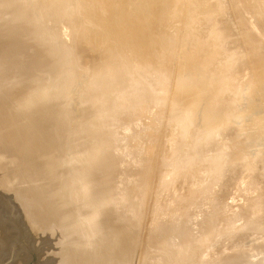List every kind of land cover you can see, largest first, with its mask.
Returning <instances> with one entry per match:
<instances>
[{"label":"rangeland","instance_id":"1","mask_svg":"<svg viewBox=\"0 0 264 264\" xmlns=\"http://www.w3.org/2000/svg\"><path fill=\"white\" fill-rule=\"evenodd\" d=\"M145 1L144 0H119V1L118 0H63V1L62 0H55V1L54 0H18V1L17 0H8V1L7 0H0V2H1L0 5L1 4L3 5V6L2 5L0 6V56H1L0 60H2V61H0V90L2 89L1 90L2 92L0 91V94H1L0 95V104L2 105V103H3L2 106H4V107H2L0 105V113H1L0 116L3 117L0 120L4 121L3 122L4 124L7 122L5 125L7 127H4V124L0 123V126H1L0 128L2 129L4 127L3 128L4 130L2 129L3 132L6 131L4 138L3 137H2L3 139L1 138V141H3V142L0 141V144H1L0 145V154L1 155L6 154V158H9V160L8 159L5 160V161L8 160V162H2V163H1V159L3 157H1V159H0V163H1L0 165L2 166V167L0 166V168H1L0 169V180L3 182V183L0 182V218L3 215V213L5 212V204L2 202V199L9 198L17 209V212H18L19 217L21 219V226L24 228L25 237L31 235V243L33 245H35L36 247H38L40 249L43 237H51L54 249L45 248V251H44V259H45L47 264H118V263L119 264H155V263L158 264V262L160 264L161 263H163V264H166V263L167 264H174V263L175 264H180V263L183 264V262H185L184 264H192V263L195 264V261H192L194 258L193 256H196L198 258L202 257L204 254V253L202 254V251H203L202 249H205L210 244L216 248V249L213 248L214 250L212 249V252H213V253L211 252L212 257L223 258L220 261L222 264H253L252 262H250L251 258H254L255 262H258L260 260L258 257L261 256V254L264 255L263 254L264 253V247H262V246H264V228H263L264 227L263 226L264 225V222H263L264 221V216H263L264 215V197L259 199V200H256L257 202L256 201L251 202V200L256 198V197H257L256 199L259 198L257 196L259 193H256V192H261V193L263 192L264 193V100H262V99H264V97H263L264 96V85H263L264 84V81H263L264 80V74H262L263 72H261L259 74L255 73L254 70H252L250 68V63H247L248 59L246 57L250 56V57L254 58V54H253L254 51H256L255 52V58H254L255 60L259 57L260 58L263 57L262 58L263 61L258 63V67L260 69L259 71H262V69L264 68V18H263L264 17V14H263L264 10H262V9H264V0H258V1L257 0H246L244 2H243V0H239L240 3L236 2L238 0H216V3L214 0H212V1L210 0V2H209V0H206V1L204 0L205 2H201L202 0L201 1H199V0L194 1L193 0V3L191 1L189 2V0H175V1L174 0H145ZM6 2H8V3H6ZM200 2L202 4L203 3H205V4H203L201 7ZM206 2H209L208 6H207V7H209V11L207 10L208 8L206 7V5H207ZM235 2L237 4H235ZM190 3H191V6L188 5ZM243 3H245V4H243ZM94 4H96V6ZM219 4H221V6L218 7V10H217L216 7L219 6ZM117 5H118V8H117ZM174 5H175V7H174ZM212 5H213V10H212ZM246 5H247L248 9L250 8L249 10L247 8L243 7ZM163 7H165L166 9ZM182 7H184L185 9ZM101 8H103L102 11L104 13L101 11ZM219 8H220V10H219ZM90 9L92 12H90ZM120 9H122V10H120ZM162 9H164L163 10L164 12L162 11ZM243 9H244V11H243ZM260 9L262 10L263 13L259 12ZM165 10H167V11H165ZM168 10H172L170 12V14H169ZM199 10H200V12H199ZM204 10H205V13H204ZM214 10H216V12ZM108 11L110 13H112V14H110V16L107 15V14H109ZM147 11L149 12V14ZM157 11L159 14L157 13ZM180 11H181V13H180ZM192 11H194V12L192 13ZM206 11H208V12L206 13ZM213 11L215 14H213ZM105 12L107 14H105ZM187 12H189V13H187ZM102 13H103V15H102ZM200 13H202L203 16L201 15V17L199 18L198 15H200ZM14 14H15V16H14ZM171 14H173V15H171ZM212 14L214 17L216 15H217V17L220 15L219 16L220 18H218L216 20V17L214 18V17L210 16ZM233 14H235V15H233ZM238 14L239 15L244 14L243 16L240 15L241 16L240 21H239L240 18L238 17ZM205 15H207V17L208 16L212 17L211 19L213 22L210 21L211 20L210 19L209 20L210 23H209L207 20L210 17L205 18ZM93 16L97 19H95ZM172 16H173V18H172ZM190 16H191V18H190ZM147 17H149V18H147ZM181 17H182V19H181ZM235 17H236V19H235ZM138 18L141 20L140 22H139ZM150 18H151V20H150ZM62 19H63V21H62ZM202 20H205V23ZM244 20H245V22L243 23ZM167 21L170 23H168ZM256 21H258V22H256ZM189 22H190V24H189ZM226 22H228V23H226ZM251 22H252V24H251ZM221 23H223L224 25H222ZM239 23H241V24L238 26ZM167 24L168 25L170 24V25L168 26ZM171 24H173V25H171ZM225 24H230L228 26H231V28L227 27ZM202 25H203V27H202ZM216 25L217 26L220 25V26L217 27ZM256 25H257V27H256ZM166 26H167V28L168 27L169 28L167 29ZM206 26H207V28L209 27L215 31L212 30V33H211V31H210L211 29L209 30L207 28H204ZM215 27L217 28L218 31H216ZM223 27H225L224 28L225 30L223 29ZM251 27H255V28H251ZM218 28H220L221 30ZM245 28H246V30H245ZM181 29H183V30H181ZM43 30H45V32ZM165 30H167V31H165ZM198 30L201 33H199ZM226 30L227 31L230 30V31L226 32ZM112 31H113V33H112ZM222 32L225 35H220V33H222ZM229 32H230V34H229ZM244 32H246V36L248 37V41H246V43L242 42V40H241L242 39L241 34H243ZM188 33H190V34H188ZM192 33H193V35H195L194 38H192L193 37ZM231 33H232V36H231ZM139 34H141V35H139ZM172 34H174V35H172ZM205 35L206 36L208 35V37H206V39H205V37H203ZM209 35L210 36L214 35V36L212 38ZM66 36H68V37H66ZM105 36H108V37H105ZM196 36H198V37H196ZM228 36L231 37V38H229V40H228ZM95 37H96V39H95ZM190 37L192 39H190ZM209 37L212 38L216 44H214V41L212 39L210 40ZM223 37L224 38L226 37V38L223 39ZM121 38H122V40L125 38L126 42H125V40L121 41ZM186 38H188V39H186ZM199 38H201L202 40L201 39L199 40ZM207 38L210 41H208ZM39 39H41V40H39ZM114 39H116V40H114ZM130 39H131V41H130ZM203 39H205V40H203ZM24 40L26 41V43H24L25 42ZM127 40H128V43H127ZM189 40H190V42H189ZM196 40L198 41V43L200 41V43H199L200 47H198V43ZM206 40L208 43L206 42ZM235 40H237L236 41L237 44H236ZM165 41H166V43H164ZM220 41H221V44H219ZM231 41L233 43L235 42L234 45ZM227 42L229 43V45ZM230 42H231V44H230ZM116 43H118V44L116 45ZM125 43H127V45L129 44L128 48H127L129 51L127 49L123 48V47H126ZM191 43H193V44L191 45ZM248 43H250L249 46H248ZM253 43H254V45H253ZM260 43H262V44H260ZM195 44H196V46H195ZM201 44L203 45V47L201 46ZM206 44L207 45L209 44L211 49L209 48V45L207 46ZM239 44H241L242 47ZM100 45L102 46V50H100V48H101ZM211 45L214 46L213 47L214 49L212 48ZM221 45H222V47H221ZM260 45L262 46L261 48H260ZM89 46H90V49H88ZM140 46H141V49H140ZM159 46L162 48H160ZM182 46H184V47H182ZM192 46H195V47H192ZM246 46H247V49H246ZM205 47L208 50H206ZM217 47H221V49H223V50L218 49ZM257 47H259V48H257ZM11 48H13L15 50H13ZM83 48H86V49L83 50ZM153 48H155V49H153ZM215 48L217 49V52H216ZM238 48H242L244 51L241 49L240 50L241 52H240ZM79 49H81V51L83 50L82 52H87L88 55L85 53H83L81 55V51ZM87 49H88V51H87ZM114 49H115V51H114ZM120 49H121V53H120ZM209 49H210V51H209ZM212 49H213V51H212ZM78 50H79V55H77L78 54L77 52L75 53V51H78ZM111 50H113V51H111ZM123 50L127 54H125V52H122ZM161 50H162V52H161ZM166 50H168V52ZM205 50H206V54L209 56L204 54ZM12 51H15V52L12 53ZM191 51L197 52V54L194 52H191ZM222 51H224V52H222ZM16 52H18V53H16ZM89 52L92 54H90ZM128 52L132 53V55L130 53L128 54ZM211 52L214 55L211 54ZM238 52H240V53H238ZM257 52L260 55H258ZM191 53L193 55L194 54L195 55L191 56ZM208 53H210V54H208ZM89 54L91 56H89ZM235 54H238L240 56L242 54V56L240 57V56L235 55ZM105 55H107L108 58ZM199 55L200 56L202 55V56L200 57ZM210 55H212V56H210ZM218 55H220V57H217ZM232 55H233V57H232ZM118 56L121 58H118ZM161 56L163 57V59ZM235 56H236V59H234ZM168 57L171 59H169ZM210 57H213V58H211L212 60L210 59ZM221 57H222V59H221ZM237 57H239V58L237 59ZM103 58H104V60H103ZM105 58H107L109 60H106ZM164 58H165V60H164ZM199 58H202V60ZM125 59L128 60L127 63H124ZM213 59H214V61H213ZM219 59L222 61H220ZM223 59H225V60L223 61ZM105 60H106V62H105ZM218 60L220 62H218ZM226 60L230 61V62L228 61V64H230L229 65L230 67H228L229 70L231 68V71H229V72H227L228 69H226L227 71L224 70L225 69L224 67L228 66L225 63V62H227ZM37 61H38V63H37ZM102 61H103V63H100ZM108 61H111L112 64H110V62L108 63ZM114 61H115V63H114ZM201 61H203V63ZM245 61H246V63H245ZM80 62H82V63H80ZM96 62H99V63H96ZM104 63H106L107 65L110 66L109 71H108L109 67ZM113 63H114L115 68H112V69L113 70L115 69V70L113 73H111L113 71V70L111 71V67L113 66ZM116 63H117V65H116ZM121 63H123V64H121ZM218 63L220 64V66L221 65L222 66L220 67L218 65ZM231 63H233V64H231ZM159 64H160V66H159ZM207 64L208 65L211 64V65H209L210 67H208ZM212 64H214V65H212ZM223 65H225V66L223 67ZM237 65H238V67H242V68L240 70H237V69H239L237 67ZM106 66H107V69H106ZM206 66H207V68H209V72H208V69L206 68ZM212 66L214 68L213 70H212ZM244 66H245V69H244ZM116 67H118V68H116ZM232 67H233V70H232ZM61 68H63V69H61ZM221 68L222 69L224 68L222 72H221ZM211 70L214 71V73H216V74L219 72L220 75L222 74V77L219 74H217L218 78L220 76V78L218 79L216 77V75L214 76V73H211L212 72ZM241 70H242V72H241ZM246 70H249V71L251 70V71L249 72ZM165 71H166V73H168V76H166ZM237 71L241 72V73H239L240 78L242 77L241 75H244L238 81H237V78H239V77H237L238 75L237 76L234 75V74H238ZM80 72L83 74L81 75ZM96 72H97V75H96ZM105 72L106 73L109 72L107 75H110V73H111V75L107 76ZM226 72L229 75L225 74ZM115 73H116V76H115ZM169 73L171 76H169ZM244 73H246L247 76ZM98 74H100V76ZM112 74H113V76H112ZM211 74H213L212 75L213 79H210ZM256 74H258V75H256ZM164 75H165V77H164ZM255 75L257 78L255 77ZM223 76H225V77H223ZM235 77H236V80H234ZM252 77H253V79H251ZM112 78L115 80H113ZM182 78H183V80H182ZM190 78H192V79H190ZM207 78H208V80H207ZM221 78L222 79L226 78L227 83H226V80H224L225 81L224 83L226 85L223 84V82H222L223 80ZM109 79H111V81ZM201 79H203V80H201ZM229 79H231V82H229L230 81ZM252 80L254 83L251 84ZM76 81H77V83H76ZM114 81H116V82H114ZM165 81L167 82V84H165L166 83ZM194 81H195V83H194ZM206 81H209V82H206ZM240 81H242V82H240ZM183 82H185V83H183ZM212 82H213V84H212ZM162 83H164V84H162ZM190 83H191V87L189 85ZM215 83H216V85H215ZM229 83H231V84H229ZM133 84H135V85H133ZM220 84L221 85L223 84L224 86L223 85L220 86ZM165 85L167 87H165ZM229 85H231V86H229ZM235 85L237 87V90H235L236 89V87H234ZM252 85H253V87H252ZM254 85L256 88L254 87ZM159 86H161V87H159ZM232 86L234 87L233 89L230 88ZM37 87H39V88H37ZM201 87L203 89L206 88L205 92L206 93L208 92L207 95H209V93L210 94L213 93L212 95H214V96L209 95V98H208V96L205 97L206 96L205 92L200 95L198 92L200 91V89H202ZM259 87L261 89H259ZM181 88L183 89V91ZM248 88H252L254 92L252 91V89H248ZM122 89H123V91H122ZM131 89H133V90H131ZM160 89H161V91H160ZM37 90H39V91L37 92ZM231 90L235 91L236 93H239L242 96H240V95L238 96V94H236L235 92H233L234 93L233 94L231 92ZM240 90H241V92H240ZM242 90H244V91L246 90V95H245L244 91L242 92ZM247 90H249V91H247ZM62 91H63V93H62ZM250 91H251V93H250ZM28 92H30V93L26 94ZM20 93H22V94L25 93L24 97H22L23 95ZM34 93L36 94L37 97L34 96L35 95ZM153 93H154V95H153ZM225 93H227V94H225ZM228 93H230V94H228ZM134 94L136 95V97ZM19 95L20 96L22 95V96L20 97ZM215 95H216V97H215ZM229 95L231 97H229ZM14 96H15V98H14ZM30 96L32 98H30ZM243 96H245V99ZM131 97L133 98V100ZM134 97H135V99H134ZM156 97H159L160 100ZM211 97L213 99L216 98L215 103ZM6 98H8V100H6ZM140 98H141V100H139ZM232 98H234V99H232ZM29 99H31L32 101L37 100L36 101L37 103L40 102V100L41 101L44 100V101H43V103L41 102L42 105H39L38 106L39 108L37 107L38 110L36 111V108H32V106L35 107V104L32 103L33 105H30L31 103L29 102ZM45 99H46V102H45ZM110 99H112V101ZM157 99H158V101H157ZM231 99L234 100V102ZM13 100L15 102L16 101L17 102L14 103ZM96 101H98V102H96ZM129 101H130V104H129ZM160 102H162V103L160 104ZM218 102H219V105L217 104ZM28 103H30V104H28ZM232 103H234L235 106ZM123 104H126V106L123 107L124 106ZM231 104L233 105V107H235V111L239 112L238 113L239 116H238L236 114V112L234 111L235 116L237 115L238 118H235V117H234L235 119L233 118L234 115L232 116L233 112H231V111H233L234 108L231 109V107H232ZM29 105L31 107H29ZM193 105H196L194 108L198 112V114H197L198 116L196 115V113H197L196 111L193 112V114L189 113L191 111V108H192L191 106H193ZM217 105H218V107H217ZM135 106H137L138 108ZM139 106H141V107H139ZM143 106H144V108L142 109ZM205 106L207 108H204ZM208 106H210L211 108H209ZM15 107H18L17 110H19L21 108V110L27 116L25 114L23 115L22 114L23 112L19 110V112L16 111L17 113L12 114V116H13L12 117L10 114ZM219 107H220V110H218ZM224 107H226V108H224ZM156 108H158L159 111ZM227 108L229 110L231 109L230 110L231 113H229V111H227ZM213 109L216 111H214L212 114H214V113H215L214 115L218 114L217 119L214 116L215 121H214V117H212L213 115L212 116L208 115L207 116L208 118L206 116L202 115V114L207 115L206 112H211ZM224 109H226V110L224 111ZM239 109H241V110L239 111ZM249 109H251V110H249ZM93 110H95V111H93ZM119 110L121 112H119ZM132 110H133V112H132ZM1 111L2 112L7 111L9 113L4 112L5 113V115H4ZM28 111H29V114H27ZM202 111H203V113H202ZM152 112H153L154 116H153ZM157 112L158 113L160 112L161 115L159 116ZM187 112L189 113L188 116L186 115ZM218 112H220V113H218ZM221 112H223L224 114ZM240 112H241V114H240ZM18 113H19V116H18ZM68 113H70V114H68ZM155 113H157L158 116L155 117V115H156ZM199 113H201V114H199ZM6 115H8V116L6 117ZM15 115H17V116H15ZM240 115H241V118H239ZM189 116H191V117H189ZM96 117H98V119ZM126 117H128V118H126ZM200 117H201V120H200ZM6 118H8V119H6ZM9 119H11V120L13 119V120L11 121ZM100 119L102 122L100 121ZM129 119H131L132 123ZM228 119H230V120L232 119V121L229 120L230 122H228V125L230 124L231 126L230 125L227 126ZM236 119H238V122L236 121ZM97 120H99L100 122ZM185 120L188 121V123H191L193 121L191 123L192 125L188 124V123H187L188 124L187 125L184 122ZM13 121H14V123H13ZM22 121L23 122L26 121V123H25L26 126H24L25 128L23 127L24 124H22L23 123ZM136 121L137 122L139 121L138 123H140V124L136 123V124H138V127H139V125L141 126V124L143 123V125H144L143 127H144V130L146 132L142 130V128H143L142 126H141V130L138 129L137 125H135ZM179 121H180V123L182 121V123L180 124ZM197 121H201V122H199V124H198ZM211 121H212V123H211ZM242 121L244 124L242 123ZM258 121H260V122H258ZM133 122H134V124H133ZM222 122H224V123H222ZM232 122H235L236 124L233 123V125H234L233 126ZM12 123H13V125H12ZM39 123H41V124H39ZM91 123H92V125H91ZM104 123L106 124V126ZM129 123H131V124H129ZM9 124H10V126H8ZM27 124L31 128H29L27 126ZM33 124H34V126H33ZM96 124H97V126H96ZM102 124H103L105 130L103 129L102 126H100ZM215 124H217L218 127H219V125H222V124L226 125V128H225V126H223V131H224V129L226 130V129H229L230 127L231 128L229 130L224 131V132L219 131L221 134L220 133L218 134L219 135L218 139L216 138L215 140H213L215 144L211 143L210 145H207V143L204 142V137H205L204 133L207 132L205 130L207 128H208L207 130H209L211 128L210 126H214ZM129 125H130V127L132 125L133 126L135 125L137 129L135 130V128L132 126V128L130 130ZM16 126H18V127L15 128ZM32 126L37 127V129H42L41 127H47L48 129L50 127V130L53 128L54 129L50 131V134L47 133V135L36 136L34 134L35 130L32 128ZM57 126H58V128H57ZM93 126L95 128H93ZM99 126L102 127L101 128L102 130L99 128ZM125 126H126V128L127 127H129V128L126 129ZM145 126L149 127V128L147 129V128H145ZM196 126H198V128H195ZM9 127H11V128H9ZM19 127H22L23 130H20L21 128H19ZM12 128H13V132L11 130ZM14 128H15V130H17V129L18 130L15 131ZM239 128H241L242 130ZM243 128H245V129H243ZM7 129L8 130L10 129L11 131H8ZM24 129L29 131V132H27L28 134L26 133V130L24 131ZM31 129H32V131H31ZM197 129H198V131H197ZM2 130H0V132ZM99 131H100V133H99ZM103 132H107V133H103ZM241 132L243 133V135L245 137L244 136L243 137L240 136V137H242V140H243V138H245V140H243V141H246V142L240 141L241 144L240 143L237 144V143H235L236 140H234L232 138L234 137L235 133H236V135H242ZM248 132L252 136L249 135ZM6 133H7V135H6ZM8 133H11L12 136L14 133L15 139L18 140V142L16 140H14V142H13V147L16 145V147L18 148V150L15 149L14 152H13V149L15 147L14 148L11 147L12 143L8 142V140L10 141V136H11ZM25 133H26V135H24ZM32 133L35 136H32L33 135ZM18 135H19V137H18ZM48 135H50V136H48ZM24 136L25 137L32 136V137L24 138ZM46 136H48V137L46 138ZM80 136H81V138H80ZM104 136H108V137L106 138ZM151 136L153 138H155L153 140L157 141L156 143L154 141L153 142L151 141L152 140V138H150ZM174 136H176V137H174ZM6 137H9V138L7 139ZM17 137H18V139H17ZM20 137H21V140H20ZM22 137L24 138V140ZM52 137L53 138L55 137V138L53 139ZM64 137H65V139H64ZM192 137H194V138H192ZM246 137L247 138L249 137V138L247 139ZM34 138H36L37 140L40 138L39 139L40 141L38 140L36 142V139H34ZM51 138H52V141H51ZM76 138H77V140H76ZM156 138H158V139H156ZM4 139L6 140L7 145L9 146V147L7 146V148L9 150L5 149V147H3V146H6V142ZM222 139H224V141L229 143L230 145L225 150L226 152L224 151V153L216 154V151H215L216 145H217V143H221L220 141ZM187 140H189V141H187ZM232 140H234V142ZM50 141L52 142V144ZM150 141L152 142L153 145L150 143ZM106 142H107V144L110 143L112 145V146L110 145V149H111L110 152L108 149L109 146L106 144ZM201 142H203V143H201ZM2 143L4 145H2ZM20 143H21V145H19ZM47 143H49V144H47ZM154 143L156 145H154ZM33 145L35 148L34 151L31 148ZM78 145H80V146H78ZM106 145L108 148L106 147ZM37 146H39V148H37ZM95 146H97L96 148L98 150H94ZM151 146H152V148H151ZM170 146L172 148H169ZM78 147H80L81 151H79L80 149L79 150L77 149ZM81 147H84V148H81ZM157 147L159 148L157 150L158 153H156V151H155L157 149ZM2 148H3V150H2ZM175 148L177 150H179L178 154H179V156L181 155L180 157L178 156V154L175 153V151H176ZM53 149H55L53 151V153H56L55 156H56V160H57L54 163V165H57V166L50 165V167L52 166V170H53V171L51 170V172H50V169H48V168H50V167H48L49 165H43L44 163H42V162L44 159H47L50 154H52L51 152ZM166 149L167 150L169 149L171 151V154L173 157L172 156L170 157V155H171L170 151L168 150L169 151L168 152ZM19 150L21 151V155L17 154L19 152ZM38 150L40 151L41 154L39 153ZM9 151H11V152H9ZM92 151H93V153H92ZM95 151H97V155L94 154ZM245 151H247L248 153ZM240 152H243V155H240L239 154ZM7 153H8V155H7ZM79 153H81V154H79ZM174 153L176 154V156H174ZM24 154H26V155H24ZM42 154H43V156H42ZM44 154L47 156H45ZM100 154L103 156H101ZM130 154L131 155L133 154V156H131ZM237 154H238V156L240 155L242 157L246 156L245 158L243 157L246 160H243L242 157H241L242 159L238 158ZM248 154L252 155L253 157L249 156ZM13 155L14 156L17 155V156L12 158ZM23 155H24V157H23ZM40 155L42 157H40ZM135 155H137L136 157H138V158H136ZM247 155H248V157H247ZM3 156H4V158H3V160H4L5 155H3ZM77 156H78V158H77ZM83 156H84V158H83ZM146 156H149L148 159ZM255 156L256 157L258 156V158L256 159ZM17 157H19V158H17ZM60 157H62V158H60ZM97 157H98V159H97ZM100 157H102V158H100ZM132 157H135L136 159L132 158ZM250 157H251V159H250ZM11 158L16 163V164H14L15 167L13 164H11V165L7 164V163H14L13 160H11ZM16 158L22 159L23 164L19 165L20 160L17 161ZM140 158L142 160H139ZM247 158L250 160L248 161ZM100 159H101V161H100ZM146 159L147 160L150 159L149 161H151V162L153 161L154 163H151L149 161L146 162L145 161ZM177 159L180 160L181 162H183L185 165L187 164L185 166V169H183L184 164L181 163V165L182 164L183 165L182 166L179 165L180 161L177 162L176 161ZM184 159H186V160H184ZM239 159H241V160H239ZM22 160H21V163H22ZM38 160L40 161V163ZM41 160H42V162H41ZM123 160H125V161H123ZM134 160L135 161L137 160V162H134ZM24 161L26 162L25 164H24ZM120 161L125 162V163H121ZM138 161H142L141 162L142 165L136 164V163H139ZM91 162L93 165L91 164ZM148 162L151 163L152 165L153 164L154 165L152 166ZM174 162L175 163L177 162L178 164L177 163L175 164ZM31 163H32V165H31ZM119 163H120V165H119ZM146 163L148 164L147 167L145 166ZM171 163L173 164V166ZM150 165H151V167H150ZM174 165L176 167L177 166L182 167V168L177 167L179 170L175 169L176 167L174 168V170H176L177 172L180 171V169H181V172L176 173L175 176H174V174H175L174 170H173V173H171V175H170V173H165L168 170L169 171L172 170L171 168H173ZM195 165L196 166L198 165V166L196 167ZM99 166H101V167H99ZM245 167H248V168H245ZM30 168H31V170H29ZM87 168H88V170H87ZM192 168H193V170H192ZM9 169L11 171H9ZM37 169H40V170H37ZM109 169L111 170L110 173H109ZM132 169H134V170H132ZM141 169H143V170H141ZM149 169H152V170L150 171ZM250 169H252V170L248 171ZM32 170H34V171H32ZM47 170H48V172H47ZM121 170H123V171H121ZM23 171L26 173L28 172V174H26V173L23 174ZM30 171H32V172H30ZM44 171H46V172H44ZM100 171H102V172H100ZM142 171H143V173H142ZM3 172L4 173L7 172V173L4 174ZM34 172H35V174H34ZM1 173H3L4 175ZM43 173H45V174H43ZM164 173H165V175H163ZM21 174L23 175V177ZM54 174H55V176H54ZM94 174H96L97 176ZM167 174L169 175V177L172 176L171 177L172 179L174 178L173 179L174 182H173V180L171 181L169 178L168 181H170V183H169V185L167 184L168 186L165 184V182L163 184L162 183L163 181H161V179H160V178H162V180H163V177H167V179H168ZM177 174H179V175H177ZM28 175H29V177H28ZM106 175H107V177H106ZM5 176H6V178H5ZM30 176H31V178H30ZM41 176H44V178L46 176L45 179L48 182L46 180H44V178L42 177V179L44 180L43 181L41 179ZM100 176H101V178H100ZM7 177L10 178V179L8 178L10 181H8ZM19 177L23 178V179H21V181L24 180L23 181L24 183L19 182V180H20ZM24 177H25V179H24ZM83 177H86L87 180L84 179V181H83ZM102 177H103V179H102ZM109 177H111V178H109ZM91 178H95V180H97V178H98V180L100 181V182H98V180H97V182L100 183L99 185L97 182H95L93 184L94 186H97L96 188L92 187V189H95L94 190L95 192H93V193H97V194H93V193H90V195L89 194H82V192H81V191H83L82 189H85L86 186L89 185L88 181ZM122 178H125V179H122ZM128 178L131 180H129ZM17 179H18V181H17ZM104 179H105V181H104ZM132 179H133V181H132ZM27 180H28V182H27ZM79 180H81V181H79ZM122 180H123V182H120ZM134 181L136 183L140 182L139 185H138V183L137 184L134 183ZM9 182H11V184ZM17 182L21 183L22 185L21 184L18 185ZM38 182H39V184H38ZM103 182H105V183H103ZM118 182L122 183V185L124 187L121 186V184H119ZM6 183L9 184V186H11V187H8V185ZM80 183H83V184L80 185ZM5 184H6V186H4ZM76 184L77 185L79 184V185L77 186ZM56 185H58V186H56ZM136 185L138 186L137 188H136ZM140 185L143 187H141ZM163 185L165 187V189H164L165 191L163 190V188H164V187H162ZM37 186H38V188L36 189ZM39 186L42 189L41 188L39 189ZM81 186L83 188H81ZM12 187H13V189H12ZM120 187H122L125 191ZM125 187H126V189H128V193H127ZM159 187L164 192H161V189ZM80 188H81V191H80ZM246 188H248V189H246ZM100 189L103 190V192L99 191ZM118 189H120V190L118 191ZM132 189L133 190L135 189L137 191V192L135 191L136 194L133 192ZM74 190H77V191L79 190V191L76 192ZM138 190H141L142 192H144L143 195L140 196V194H142V193L138 192ZM167 191L171 195V196H169V198L172 197L171 199L174 200L173 199V197H174L175 202H173L171 199H168V198L166 199V196L168 197V195H169L167 193ZM173 191H175V192H173ZM114 192H115V194H114ZM122 192H123V194H121ZM62 193H63V195H62ZM124 193H125V195H124ZM91 194H93V195H91ZM109 194H110V196H108V199H107V195H109ZM191 194H193V195H191ZM254 194H257V195H254ZM127 195H129V196H127ZM118 196H120V197H118ZM132 196H133V198L135 196L133 201L131 200ZM112 197H114V198H112ZM121 197H123V199L126 198L124 201H126V202L129 201V203H128L129 208L132 209V207L134 206L133 207L134 210L129 209L127 207L128 206L127 203L126 202L123 203V201H121V200H123ZM127 197L131 201L128 200ZM141 197H144V198L142 199ZM193 197H195V199ZM178 198H179V200H178ZM185 198H187V200H185ZM188 198L189 199L192 198V199L189 201ZM50 199L52 200V202H48V201H51ZM110 199H111V201H110ZM141 199L143 200L142 202H140ZM165 199H166L167 204L164 201ZM136 200H140V201H136ZM158 200H159V202H158ZM167 200L168 201L170 200L171 202L174 203L173 207L178 208V206H179V209L182 208L183 211L185 210L186 212L184 211V214H183V211H182L183 215L182 214L178 215L180 210H178L179 212L176 211L177 208H176V210L174 208H172L175 211H173L172 209L167 210L168 209L167 206H169V205L172 206L171 203L169 204ZM86 201H89V204ZM160 201H162L163 204ZM259 201L262 204H260ZM46 202H47V204H46ZM105 202H106V204L104 205ZM139 202L141 204L144 203L145 206H143V204H142V207H141V204H139ZM155 202L157 204L161 203V205L160 204L157 205ZM181 202H182V204H180ZM191 202H193V203L190 204ZM97 203H99V204H97ZM135 203L137 205V208H135V206H136V205H134ZM207 203H209V204H207ZM252 203H254V204H252ZM39 204H40V206H39ZM48 204H49V206H48ZM64 204H65V206H64ZM109 204L112 206V208L109 207ZM138 204H139V206H138ZM153 204L159 206L158 208H160L161 211L164 207H165V209L167 207V209H166V211H164L165 210L164 209L161 212L160 209H158L155 206L156 207L155 209L160 211L158 214L156 212V210L154 209ZM184 204L186 205V207H184L185 206ZM205 204H206V206H205ZM223 204H224V206H223ZM243 204L249 206L250 208L247 207L248 209L259 207L258 209H260V210H258L259 212H258L257 216H255L256 218L253 220L254 222L252 221L253 224H255V225L252 224L253 225L252 228H253V231H254V228H256L255 231L259 230V232H260L262 230L261 231L262 233H257V234L253 235V234H250L251 232H249V231L246 232L245 228L247 230H249V228H248L249 224L246 227V225H245L246 223L244 224L243 220H241V221L239 220V218L241 216H244L247 213L245 210H248L247 208H242ZM87 206H89V207H87ZM101 206H102V208H101ZM106 206H108L109 208ZM170 206H169V208H170ZM230 206H232L233 208ZM238 206L239 207L241 206V207L239 208ZM260 206H262L263 208H261ZM64 207H65V209H64ZM86 207H87V209H86ZM104 207H106L105 210H103ZM125 207H127V208L125 209ZM140 207L142 208L141 209L142 214L139 211ZM151 207H153V208H151ZM228 207L230 208V210L232 208V209H235L237 211L236 212L235 210L234 211L231 210L232 213L235 214V216L230 212V210H229V212H227V209H229ZM184 208H187V210ZM223 208H226V209H223ZM48 209H49V211H48ZM100 209H101V211H99ZM107 209H109V210H107ZM105 211L107 212V214ZM130 211H132V212H130ZM133 211L134 212L136 211V216H134V217L132 216V214L133 215L135 214V213H133ZM171 211H172V214H171ZM101 212H103L102 213V214H104L103 216H102ZM153 212L157 213V214L154 213V215L157 216L156 218L159 221H161L162 217L164 220L169 221L168 218L170 215V223L166 222L167 224L163 226L162 223L165 224V221L162 219L164 222L161 221V225L163 226V229H161L162 227H161V225H159L160 222L156 221V218L154 219V215H152ZM166 212H167L168 217L165 214ZM176 212H178V213H176ZM210 212H211V214H210ZM215 212L217 214L219 213V215L221 217L219 218ZM222 213H223V215H222ZM225 213H227V214L229 213L228 216H226ZM98 214H100L101 218H104L103 221H102V219H99V218H97V221H96L95 216ZM112 214H114L116 217L113 216ZM162 214H164V215H162ZM173 214H175V215H173ZM215 214H216L217 219H215ZM137 215H139V216H137ZM160 215H162V217ZM231 215H232V219L235 218V220H236V221L234 220L235 221L234 224H233V221H231L232 219L229 217ZM258 215L261 217H259ZM164 216H165V218H164ZM194 216H197V218ZM208 217L210 218L209 220H208ZM212 217L214 218L215 221L211 220V219H213ZM141 218H142V220H141ZM203 218H205V220ZM134 219L135 220L139 219V220H137L138 222L135 223ZM151 219H154L153 221H155V222H153ZM218 219L219 220L225 219L228 221V223H227V221L225 222V220H223V221L220 220L219 223H217L219 227L218 226H212V225L216 224L214 222H216ZM99 220L101 222H104V220H105L104 223L107 222L108 224L102 223L103 224V226H102L101 222H99ZM172 220H174V222ZM255 220H256V223H255ZM128 221H130L131 223H129ZM139 221H141V222H139ZM205 221H208V223L206 225H205V223H206ZM229 221L232 222V224ZM116 222H117V224H116ZM152 222H153V224L157 223L158 225L157 224L153 225ZM171 222H173V223H171ZM202 222H204V223H202ZM31 223H33V224H31ZM119 223H120V225H119ZM177 223L178 224L180 223L181 225L176 226ZM209 223H211L210 227L213 229V232L216 231V229H217L216 232H214V233L210 232L212 229L209 227V225H208ZM221 223L223 224V227H222ZM236 223H238V224H236ZM261 223H263L262 226H261ZM122 224H123V227H125V228L120 227V226H122ZM130 224L131 225L133 224V225L129 226ZM171 224H174L175 228L176 227L177 228L174 229V226L173 225L171 226ZM194 224H195V226L197 225L195 228H194ZM220 224H221V228H220ZM77 225H78L79 231H78V229L74 228V227H77ZM98 225H100V226H98ZM105 225H107L109 227L105 228L106 227ZM126 225H127V227H126ZM137 225L141 231L138 230ZM168 225H170L168 228L171 227V231L170 230L169 231L173 232V233L175 232V235H173V233L172 234L168 233L169 232L168 228H165ZM229 225L231 226V228L229 227ZM237 225H240L239 227H241V229H242V230L239 229V231L241 230L240 232H238L237 228H236L237 231L235 229V227H237ZM244 225H245V228H243ZM256 225H260V226L256 227ZM113 226L115 227V229ZM128 226H129V228H128ZM154 226H157V227H154ZM158 226H160L161 228ZM184 226H186V228ZM189 226L191 229L189 228ZM92 227H94V228H92ZM180 227H184V228H180ZM200 227L202 229H200ZM205 227H207V228H205ZM258 227H260V228H258ZM134 228H135V230H134ZM164 228H165V230H164ZM208 228H210L211 230ZM225 228H227V229H225ZM104 229L107 231H105ZM172 229H174V231ZM185 229H187V230H185ZM218 229H220V231L223 233V235L221 232L219 233L220 237L218 235H216L219 232ZM232 229H234V230H232ZM1 230H2V227L0 225V241L4 238L9 237V233H1ZM119 230L121 232H124L125 230H126L125 232L128 231L127 232L128 235H129V232L132 231V232H130L131 237L129 236V242L130 243L127 242L126 244H123L120 242V238L118 237V234L120 233ZM188 230L191 232H189ZM250 230H251V228H250ZM101 231H102V233H99ZM135 231H137V232L135 233ZM178 232L181 235L183 232L189 233L188 235H190V234H192V235L186 236L187 234L184 235V233H183L182 237L180 235V237H181L180 238L178 235ZM206 232L212 233V234H209L210 239L206 238L207 237L206 235H208ZM225 232H227V233H225ZM199 233L201 235L203 233H204V235L206 234L204 236L205 238L203 236L199 235ZM167 234L168 235L170 234L173 237L172 236L170 237V235L168 236ZM111 236H112V238H111ZM183 236H184V240L187 237H189L188 240L190 242L187 241V239H186L185 242H187V244H185L184 240H181L183 238ZM211 236L212 237L216 236L214 238L215 241L211 240V238H212ZM217 236L219 239L217 238ZM137 237L139 239H137ZM169 237L173 238V240L175 239L177 243L179 241L180 244L181 243H184V244L183 245L176 244V242L175 241L173 242V240L170 239ZM174 237H176V238H174ZM177 237H179V238H177ZM191 237L195 238L194 239L195 242H194V240H190V239H192ZM197 237H198V239L200 237L202 241L204 238V240H205L204 242H202L200 240L201 244L206 242L205 245L206 244L207 245L205 246L203 244L200 247L198 245V244H200V242L196 243L198 241ZM90 239H92V240H90ZM196 239H197V241H196ZM208 239H209V241H208ZM137 240H139V241L137 242ZM169 240H171L173 242L174 246L170 243H169L170 246L168 245V242H170ZM192 242L194 243L195 246L193 245L191 247L192 251H191V249H190V251H188L189 248L186 245H188V243H192ZM127 245H129V246L127 247ZM177 245H179L182 249L180 247L178 248ZM191 245H189V247ZM162 246H163V248H161ZM254 246H256L255 247L256 250L253 249ZM62 247H63V249H62ZM167 247H168V249H167ZM183 247H185L186 250ZM196 247H197V249H196ZM202 247H204V248H202ZM257 247L259 248V250H257ZM133 248L135 251L134 253H133ZM164 248H165V250H163ZM170 248H171V250H170ZM175 248L178 251H176ZM198 248L200 249V251L202 250L200 252V254L198 253L199 256L197 254V251H196V253H194L195 255L194 254L192 255L194 250H198V252H199ZM58 249H62V250H58ZM252 249H253V251H252ZM260 249H261V251H260ZM180 250L181 251L183 250V252H181ZM254 250L256 252L255 253L256 255L257 254H260V255H258L256 257V255L252 254L254 252ZM186 251H188V253L191 252V255L188 254ZM249 251H250V253H249ZM177 252L181 253V254L179 253V259H181V258L186 259L188 255H190L192 257V259H191V257L189 258L190 261L187 260L188 258L186 259L187 261H183V260L180 261L178 259L177 263H176V259L178 258ZM225 252H228V253L225 254ZM257 252H259V253H257ZM163 253H164V255H163ZM172 253L175 257L172 255ZM182 253H184L186 256ZM169 255L173 256L174 258L170 257ZM180 255L181 256L183 255V256L180 258ZM226 255H227V257H226ZM250 255H254V257L250 256ZM159 256L162 258H160ZM163 256H165V259ZM131 257L133 258V260H131ZM156 257H157V259H156ZM158 257H159V259H158ZM196 257L194 258V260H196V264H200L197 262L198 261L200 262L201 258L198 260ZM261 257L263 258V256H261ZM166 258L170 259V260H167ZM173 259L175 261H173ZM156 260L158 262H155ZM161 260L164 262H162ZM171 261H173L174 263H170ZM251 261L254 262L253 259ZM215 263H218V261ZM0 264H3V263L0 262ZM262 264H264V261L262 262Z\"/></svg>","mask_w":264,"mask_h":264},{"label":"bare ground","instance_id":"2","mask_svg":"<svg viewBox=\"0 0 264 264\" xmlns=\"http://www.w3.org/2000/svg\"><path fill=\"white\" fill-rule=\"evenodd\" d=\"M7 1H8V0H7ZM17 1H18V0H17ZM54 1H55V0H54ZM62 1H63V0H62ZM118 1H119V0H118ZM144 1H145V0H144ZM174 1H175V0H174ZM190 1L193 3V0H189V2H190ZM194 1H195V0H194ZM197 1H198V0H197ZM199 1H201V0H199ZM205 1H206V0H205ZM205 1L202 0L201 2H205ZM211 1H212V0H211ZM214 1H215V3H216V0H214ZM244 1H246V0H243V2H244ZM257 1H258V0H257ZM145 2H146V1H145ZM187 2H188V1H187ZM189 2H188V3H189ZM201 2H200V4H201L200 6L202 7V5L205 4V3L202 4ZM209 2H210V0H209ZM209 2H206V3H207L206 7L208 6V3H209ZM236 2H239V0L236 1ZM236 2H235V4H237ZM248 2H249V1H248ZM260 2H261V1H260ZM0 3H1V2H0ZM6 3H8V2H6ZM6 3H5V4H6ZM26 3H27V2H26ZM109 3H110V2H109ZM114 3H115V2H114ZM164 3H165V2H164ZM175 3H176V2H175ZM239 3H240V2H239ZM245 3H246V2H245ZM245 3H243V4H245ZM251 3H252V2H251ZM56 4H57V3H56ZM138 4H139V3H138ZM217 4H218V3H217ZM217 4H216V5H217ZM1 5H2V4H1ZM1 5H0V6H1ZM13 5H14V4H13ZM19 5H20V4H19ZM22 5H23V4H22ZM79 5H80V4H79ZM91 5H92V4H91ZM94 5L96 6V4H94ZM122 5H123V4H122ZM168 5H169V4H168ZM179 5H180V4H179ZM179 5H178V6H179ZM184 5H185V4H184ZM188 5L191 6V3L188 4ZM197 5H198V4H197ZM238 5H239V4H238ZM253 5H254V4H253ZM253 5H252V6H253ZM261 5H262V4H261ZM2 6H3V5H2ZM28 6H29V5H28ZM178 6H177V7H178ZM180 6H181V5H180ZM204 6H205V5H204ZM209 6H210V5H209ZM214 6H215V5H214ZM220 6H221V4H219V6L216 7L217 10H218V7H220ZM249 6H250V5H249ZM19 7H20V6H19ZM25 7H26V6H25ZM38 7H39V6H38ZM38 7H37V8H38ZM114 7H115V6H114ZM174 7H175V5H174ZM239 7H240V6H239ZM243 7L247 8V5H246V6H243ZM17 8H18V7H17ZM30 8H31V7H30ZM51 8H52V7H51ZM94 8H95V7H94ZM106 8H107V7H106ZM106 8H105V9H106ZM117 8H118V5H117ZM130 8H131V7H130ZM135 8H136V7H135ZM142 8H143V7H142ZM158 8H159V7H158ZM163 8H165V7H163ZM182 8H184V7H182ZM187 8H188V7H187ZM204 8H205V7H204ZM207 8H208L207 10L209 11V7H207ZM241 8H242V7H241ZM245 8H244V9H245ZM58 9H59V8H58ZM88 9H89V8H88ZM102 9H103V8H101V11H102ZM153 9H154V8H153ZM160 9H161V8H160ZM165 9H166V8H165ZM167 9H168V8H167ZM170 9H171V8H170ZM184 9H185V8H184ZM214 9H215V8H214ZM236 9H237V8H236ZM244 9H243V11H244ZM247 9H248V8H247ZM249 9H250V8H249ZM249 9H248V10H249ZM255 9H256V8H255ZM120 10H122V9H120ZM157 10H158V9H157ZM163 10H164V9H162V11H163ZM173 10H174V9H173ZM176 10H177V9H176ZM210 10H211V9H210ZM212 10H213V5H212ZM219 10H220V8H219ZM221 10H222V9H221ZM256 10H257V9H256ZM262 10H264V9H262ZM262 10L260 9L259 12H262ZM84 11H85V10H84ZM101 11H100V12H101ZM165 11H167V10H165ZM168 11H169V14H170V12H171L172 10H168ZM188 11H189V10H188ZM208 11H206V13H207ZM214 11L216 12V10H214ZM214 11H213V14H215ZM243 11H242V12H243ZM21 12H22V11H21ZM90 12H92L91 9H90ZM102 12H103V11H102ZM108 12H109V11H108ZM147 12H148V11H147ZM163 12H164V11H163ZM163 12H162V13H163ZM193 12H194V11H192V13H193ZM199 12H200V10H199ZM219 12H220V11H219ZM235 12H236V11H235ZM14 13H15V12H14ZM63 13H64V12H63ZM103 13H104V12H103ZM103 13H102V15H103ZM140 13H141V12H140ZM157 13H158V11H157ZM177 13H178V12H177ZM180 13H181V11H180ZM187 13H189V12H187ZM196 13H197V12H196ZM202 13H203V12H202ZM202 13H200V15L197 14V15L199 16V18L201 17ZM204 13H205V10H204ZM239 13H240V12H239ZM262 13H263V12H262ZM15 14H16V13H15ZM15 14H14V16H15ZM41 14H42V13H41ZM54 14H55V13H54ZM85 14H86V13H85ZM96 14H97V13H96ZM105 14H107V13L105 12ZM105 14H104V15H105ZM110 14H112V13L109 12V14H107V15L110 16ZM127 14H128V13H127ZM127 14H126V15H127ZM148 14H149V12H148ZM148 14H147V15H148ZM158 14H159V13H158ZM209 14H210V13H209ZM213 14L210 15V16L214 17ZM217 14H218V13H217ZM263 14H264V13H263ZM16 15H17V14H16ZM20 15H21V14H20ZM46 15H47V14H46ZM90 15H91V14H90ZM124 15H125V14H124ZM171 15H173V14H171ZM197 15H196V16H197ZM207 15H208V14H207ZM207 15H205V18L210 17V16L207 17ZM233 15H235V14H233ZM240 15H242V14H240ZM240 15L238 14V17L240 18L239 21L241 20V16H240ZM243 15H244V14H243ZM243 15H242V16H243ZM261 15H262V14H261ZM261 15H260V16H261ZM14 16H13V17H14ZM57 16H58V15H57ZM72 16H73V15H72ZM95 16H96V15H95ZM144 16H145V15H144ZM161 16H162V15H161ZM188 16H189V15H188ZM188 16H187V17H188ZM202 16H203V15H202ZM219 16H220V15H219ZM219 16H218V17H217V15L215 16V17H216V20H217L218 18H220ZM221 16H222V15H221ZM253 16H254V15H253ZM260 16H259V17H260ZM45 17H46V16H45ZM91 17H92V16H91ZM93 17H94V16H93ZM124 17H125V16H124ZM157 17H158V16H157ZM164 17H165V16H164ZM174 17H175V16H174ZM212 17H210L207 21L209 22V20H210ZM215 17H214V18H215ZM236 17H237V16H236ZM236 17H235V19H236ZM58 18H59V17H58ZM94 18H95V17H94ZM106 18H107V17H106ZM109 18H110V17H109ZM112 18H113V17H112ZM125 18H126V17H125ZM128 18H129V17H128ZM147 18H149V17H147ZM147 18H146V19H147ZM172 18H173V16H172ZM190 18H191V16H190ZM197 18H198V17H197ZM203 18H204V17H203ZM205 18H204V19H205ZM255 18H256V17H255ZM263 18H264V17H263ZM67 19H68V18H67ZM95 19H97V18H95ZM116 19H117V18H116ZM130 19H131V18H130ZM153 19H154V18H153ZM167 19H168V18H167ZM170 19H171V18H170ZM181 19H182V17H181ZM242 19H243V18H242ZM259 19H260V18H259ZM21 20H22V19H21ZM42 20H43V19H42ZM51 20H52V19H51ZM105 20H106V19H105ZM128 20H129V19H128ZM138 20H139V22L141 21L139 18H138ZM143 20H144V19H143ZM150 20H151V18H150ZM163 20H164V19H163ZM163 20H162V21H163ZM168 20H169V19H168ZM174 20H175V19H174ZM183 20H184V19H183ZM194 20H195V19H194ZM256 20H257V19H256ZM39 21H40V20H39ZM62 21H63V19H62ZM102 21H103V20H102ZM145 21H146V20H145ZM192 21H193V20H192ZM196 21H197V20H196ZM202 21L205 23V20H202ZM210 21H212V19H211ZM234 21H235V20H234ZM247 21H248V20H247ZM31 22H32V21H31ZM44 22H45V21H44ZM90 22H91V21H90ZM103 22H104V21H103ZM164 22H165V21H164ZM167 22H168V21H167ZM180 22H181V21H180ZM212 22H213V21H212ZM212 22H211V23H212ZM214 22H215V21H214ZM223 22H224V21H223ZM237 22H238V21H237ZM244 22H245V20L243 21V23H244ZM256 22H258V21H256ZM259 22H260V21H259ZM262 22H263V21H262ZM40 23H41V22H40ZM49 23H50V22H49ZM101 23H102V22H101ZM105 23H106V22H105ZM162 23H163V22H162ZM168 23H170V22H168ZM201 23H202V22H201ZM209 23H210V22H209ZM217 23H218V22H217ZM224 23H225V22H224ZM226 23H228V22H226ZM243 23H242V24H243ZM57 24H58V23H57ZM62 24H63V23H62ZM142 24H143V23H142ZM189 24H190V22H189ZM218 24H219V23H218ZM221 24L224 25L223 23H221ZM240 24H241V23H239L238 26H239ZM248 24H249V23H248ZM251 24H252V22H251ZM105 25H106V24H105ZM146 25H147V24H146ZM151 25H152V24H151ZM167 25H168V24H167ZM169 25H170V24H169ZM169 25H168V26H169ZM171 25H173V24H171ZM186 25H187V24H186ZM186 25H185V26H186ZM192 25H193V24H192ZM225 25H226L227 27H230V28H231V26H228V25H230V24H225ZM24 26H25V25H24ZM75 26H76V25H75ZM96 26H97V25H96ZM152 26H153V25H152ZM188 26H189V25H188ZM193 26H194V25H193ZM214 26H215V25H214ZM216 26H217V25H216ZM219 26H220V25H218L217 27H219ZM226 26H225V27H226ZM249 26H250V25H249ZM252 26H253V25H252ZM50 27H51V26H50ZM66 27H67V26H66ZM68 27H69V26H68ZM118 27H119V26H118ZM120 27H121V26H120ZM176 27H177V26H176ZM183 27H184V26H183ZM202 27H203V25H202ZM225 27H223V29H224ZM240 27H241V26H240ZM247 27H248V26H247ZM256 27H257V25H256ZM27 28H28V27H27ZM46 28H47V27H46ZM46 28H45V29H46ZM114 28H115V27H114ZM123 28H124V27H123ZM148 28H149V27H148ZM166 28H167V26H166ZM168 28H169V27H168ZM168 28H167V29H168ZM180 28H181V27H180ZM185 28H186V27H185ZM204 28H207V26L204 27ZM215 28H216V27H215ZM220 28H221V27H220ZM220 28H218V29H220ZM251 28H255V27H251ZM60 29H61V28H60ZM68 29H69V28H68ZM112 29H113V28H112ZM160 29H161V28H160ZM207 29L210 30L211 28L208 27ZM223 29H222V30H223ZM26 30H27V29H26ZM51 30H52V29H51ZM61 30H62V29H61ZM161 30H162V29H161ZM179 30H180V29H179ZM181 30H183V29H181ZM212 30H213V29L210 30L211 33H212ZM220 30H221V29H220ZM224 30H225V29H224ZM230 30H231V29H230ZM230 30H228V31H230ZM245 30H246V28H245ZM249 30H250V29H249ZM252 30H253V29H252ZM30 31H31V30H30ZM43 31L45 32V30H43ZM69 31H70V30H69ZM106 31H107V30H106ZM117 31H118V30H117ZM126 31H127V30H126ZM165 31H167V30H165ZM185 31H186V30H185ZM205 31H206V30H205ZM205 31H204V32H205ZM213 31H215V30H213ZM216 31H218L217 28H216ZM228 31L226 30V32H228ZM123 32H124V31H123ZM168 32H169V31H168ZM174 32H175V31H174ZM191 32H192V31H191ZM193 32H194V31H193ZM198 32H199V30H198ZM204 32H203V33H204ZM208 32H209V31H208ZM247 32H248V31H247ZM60 33H61V32H60ZM102 33H103V32H102ZM106 33H107V32H106ZM112 33H113V31H112ZM112 33H111V34H112ZM115 33H116V32H115ZM171 33H172V32H171ZM194 33H195V32H194ZM199 33H201V32H199ZM222 33H223V32H222ZM222 33H220V35H225L224 33H223V34H222ZM176 34H177V33H176ZM176 34H175V35H176ZM188 34H190V33H188ZM196 34H197V33H196ZM209 34H210V33H209ZM229 34H230V32H229ZM259 34H260V33H259ZM60 35H61V34H60ZM64 35H65V34H64ZM112 35H113V34H112ZM114 35H115V34H114ZM125 35H126V34H125ZM129 35H130V34H129ZM139 35H141V34H139ZM166 35H167V34H166ZM172 35H174V34H172ZM192 35H193V33H192ZM200 35H201V34H200ZM226 35H227V34H226ZM241 35H242V36H241V37H242V39H241L242 42L246 43V41H248V37L246 36V32H244V33L241 34ZM257 35H258V34H257ZM52 36H53V35H52ZM109 36H110V35H109ZM154 36H155V35H154ZM170 36H171V35H170ZM185 36H186V35H185ZM194 36H195V35H193L192 38H194ZM209 36H210V35H209ZM213 36H214V35H213ZM213 36L211 35L210 37L213 38ZM231 36H232V33H231ZM53 37H54V36H53ZM56 37H57V36H56ZM66 37H68V36H66ZM105 37H108V36H105ZM110 37H111V36H110ZM112 37H113V36H112ZM117 37H118V36H117ZM119 37H120V36H119ZM123 37H124V36H123ZM157 37H158V36H157ZM196 37H198V36H196ZM203 37H205V39H206V37H208V35H207V36L205 35V36H203ZM210 37H209V39L211 40L212 38H210ZM252 37H253V36H252ZM260 37H261V36H260ZM64 38H65V37H64ZM99 38H100V37H99ZM114 38H115V37H114ZM137 38H138V37H137ZM192 38L190 37V39H192ZM216 38H217V37H216ZM220 38H221V37H220ZM225 38H226V37H225ZM225 38L223 37V39H225ZM229 38H231V37L228 36V40H229ZM233 38H234V37H233ZM95 39H96V37H95ZM131 39H132V38H131ZM131 39H130V41H131ZM146 39H147V38H146ZM155 39H156V38H155ZM186 39H188V38H186ZM200 39H201V38H199V40H200ZM205 39H203V40H205ZM207 39H208V38H207ZM209 39H208V41H210ZM234 39H235V38H234ZM238 39H239V38H238ZM28 40H29V39H28ZM39 40H41V39H39ZM51 40H52V39H51ZM65 40H66V39H65ZM80 40H81V39H80ZM93 40H94V39H93ZM111 40H112V39H111ZM114 40H116V39H114ZM124 40H125V38H124L123 40H122V38H121V41H124ZM153 40H154V39H153ZM160 40H161V39H160ZM197 40H198V39H197ZM197 40H196V41H197ZM201 40H202V39H201ZM212 40H213V39H212ZM215 40H216V39H215ZM226 40H227V39H226ZM228 40H227V41H228ZM18 41H19V40H18ZM24 41H25V40H24ZM54 41H55V40H54ZM67 41H68V40H67ZM86 41H87V40H86ZM94 41H95V40H94ZM121 41H120V42H121ZM132 41H133V40H132ZM155 41H156V40H155ZM193 41H194V40H193ZM213 41H214V40H213ZM224 41H225V40H224ZM233 41H234V40H233ZM236 41H237V40H235V42H236ZM80 42H81V41H80ZM115 42H116V41H115ZM125 42H126V40H125ZM133 42H134V41H133ZM178 42H179V41H178ZM185 42H186V41H185ZM189 42H190V40H189ZM206 42H207V40H206ZM225 42H226V41H225ZM231 42H232V41H231ZM231 42H230V44H231ZM235 42H234V43H235ZM238 42H239V41H238ZM249 42H250V41H249ZM258 42H259V41H258ZM24 43H26V41H25ZM38 43H39V42H38ZM90 43H91V42H90ZM118 43H119V42H118ZM118 43H116V45H117ZM121 43H122V42H121ZM127 43H128V40H127ZM127 43H125V44H126V47H123V48H125V49L128 48V45H129V44L127 45ZM164 43H166V41H165ZM174 43H175V42H174ZM195 43H196V42H195ZM197 43H198V41H197ZM197 43H196V44H197ZM199 43H200V41H199ZM199 43H198V47H200ZM201 43H202V42H201ZM207 43H208V42H207ZM227 43H228V42H227ZM232 43H233V42H232ZM234 43H233V45H234ZM244 43H243V44H244ZM82 44H83V43H82ZM99 44H100V43H99ZM135 44H136V43H135ZM180 44H181V43H180ZM185 44H186V43H185ZM189 44H190V43H189ZM192 44H193V43H191V45H192ZM196 44H195V46H196ZM202 44H203V43H202ZM202 44H201V46L203 47ZM211 44H212V43H211ZM214 44H216L215 41H214ZM219 44H221V41H220ZM236 44H237V42H236ZM236 44H235V45H236ZM249 44H250V43H248V46H249ZM260 44H262V43H260ZM54 45H55V44H54ZM58 45H59V44H58ZM77 45H78V44H77ZM79 45H80V44H79ZM91 45H92V44H91ZM130 45H131V44H130ZM133 45H134V44H133ZM169 45H170V44H169ZM191 45H190V46H191ZM206 45H207V44H206ZM208 45H209V44H208ZM208 45H207V46H208ZM222 45H223V44H222ZM222 45H221V47H222ZM226 45H227V44H226ZM228 45H229V43H228ZM233 45H232V46H233ZM239 45H241V44H239ZM239 45H238V46H239ZM253 45H254V43H253ZM258 45H259V44H258ZM80 46H81V45H80ZM107 46H108V45H107ZM123 46H124V45H123ZM134 46H135V45H134ZM163 46H164V45H163ZM176 46H177V45H176ZM180 46H181V45H180ZM195 46H192V47H195ZM204 46H205V45H204ZM211 46H212V45H211ZM217 46H218V45H217ZM251 46H252V45H251ZM61 47H62V46H61ZM76 47H77V46H76ZM86 47H87V46H86ZM92 47H93V46H92ZM94 47H95V46H94ZM100 47H101L100 50H102V46H101V45H100ZM109 47H110V46H109ZM159 47H160V46H159ZM170 47H171V46H170ZM182 47H184V46H182ZM213 47H214V46H212V48H213ZM215 47H216V46H215ZM221 47H217V48H218V49H221ZM224 47H225V46H224ZM234 47H235V46H234ZM236 47H237V46H236ZM239 47H240V46H239ZM241 47H242V45H241ZM261 47H262V46L260 45V48H261ZM1 48H2V47H1ZM53 48H54V47H53ZM77 48H78V47H77ZM136 48H137V47H136ZM145 48H146V47H145ZM155 48H156V47H155ZM155 48H153V49H155ZM160 48H162V47H160ZM165 48H166V47H165ZM185 48H186V47H185ZM185 48H184V49H185ZM209 48H210V45H209ZM257 48H259V47H257ZM11 49H13V48H11ZM46 49H47V48H46ZM84 49H86V48H83V50H84ZM88 49H90V46L88 47ZM88 49H87V51H88ZM104 49H105V48H104ZM104 49H103V50H104ZM133 49H134V48H133ZM137 49H138V48H137ZM140 49H141V46H140ZM157 49H158V48H157ZM166 49H167V48H166ZM198 49H199V48H198ZM201 49H202V48H201ZM203 49H204V48H203ZM205 49H206V47H205ZM210 49H211V48H210ZM210 49H209V51H210ZM213 49H214V48H213ZM213 49H212V51H213ZM215 49H216V48H215ZM232 49H233V48H232ZM235 49H236V48H235ZM238 49H239V51H240L242 48H238ZM246 49H247V46H246ZM3 50H4V49H3ZM13 50H15V49H13ZM79 50L81 51V49H79ZM79 50H78V51H75V53H76V52L78 53L77 55H79ZM83 50H82V51H83ZM107 50H108V49H107ZM116 50H117V49H116ZM127 50H128V49H127ZM135 50H136V49H135ZM135 50H134V51H135ZM138 50H139V49H138ZM163 50H164V49H163ZM173 50H174V49H173ZM191 50H192V49H191ZM206 50H208V49H206ZM206 50H205L204 54H206ZM221 50H223V49H221ZM221 50H220V51H221ZM236 50H237V49H236ZM236 50H235V51H236ZM242 50H243V49H242ZM249 50H250V49H249ZM6 51H7V50H6ZM9 51H10V50H9ZM16 51H17V50H16ZM82 51H81V55H82L83 53H85V54L88 55L87 52H82ZM89 51H90V50H89ZM94 51H95V50H94ZM111 51H113V50H111ZM114 51H115V49H114ZM117 51H118V50H117ZM128 51H129V50H128ZM130 51H131V50H130ZM144 51H145V50H144ZM166 51L168 52V50H166ZM182 51H183V50H182ZM195 51H196V50H195ZM203 51H204V50H203ZM224 51H225V50H224ZM224 51H222V52H224ZM237 51H238V50H237ZM237 51H236V52H237ZM243 51H244V50H243ZM260 51H261V50H260ZM262 51H263V50H262ZM4 52H5V51H4ZM4 52H3V53H4ZM7 52H8V51H7ZM13 52H15V51H12V53H13ZM43 52H44V51H43ZM58 52H59V51H58ZM122 52H125V51L123 50ZM136 52H137V51H136ZM161 52H162V50H161ZM172 52H173V51H172ZM191 52H194V51H191ZM201 52H202V51H201ZM216 52H217V49H216ZM216 52H215V53H216ZM226 52H227V51H226ZM226 52H225V53H226ZM240 52H241V51H240ZM240 52H238V53H240ZM247 52H248V51H247ZM250 52H251V51H250ZM255 52H256V51H254V53H253V54H254V58H255ZM16 53H18V52H16ZM45 53H46V52H45ZM89 53H90V52H89ZM106 53H107V52H106ZM112 53H113V52H112ZM120 53H121V49H120ZM129 53H130V52H128V54H129ZM140 53H141V52H140ZM165 53H166V52H165ZM173 53H174V52H173ZM181 53H182V52H181ZM186 53H187V52H186ZM194 53L197 54V52H194ZM202 53H203V52H202ZM234 53H235V52H234ZM242 53H243V52H242ZM257 53H258V52H257ZM5 54H6V53H5ZM7 54H8V53H7ZM46 54H47V53H46ZM90 54H92V53H90ZM90 54H89V56H91ZM97 54H98V53H97ZM125 54H127V53L125 52ZM125 54H124V55H125ZM130 54L132 55V53H130ZM184 54H185V53H184ZM200 54H201V53H200ZM208 54H210V53H208ZM211 54H213V53L211 52ZM217 54H218V53H217ZM227 54H228V53H227ZM231 54H232V53H231ZM20 55H21V54H20ZM47 55H48V54H47ZM73 55H74V54H73ZM81 55H80V56H81ZM158 55H159V54H158ZM161 55H162V54H161ZM192 55H193V54L191 53V56H192ZM194 55H195V54H194ZM194 55H193V56H194ZM206 55H207V54H206ZM213 55H214V54H213ZM235 55H238V54H235ZM256 55H257V54H256ZM258 55H260V54L258 53ZM4 56H5V55H4ZM56 56H57V55H56ZM84 56H85V55H84ZM84 56H83V57H84ZM97 56H98V55H97ZM105 56H107V55H105ZM119 56H120V55H119ZM119 56H118V58H121V57H119ZM125 56H126V55H125ZM183 56H184V55H183ZM199 56H200V55H199ZM201 56H202V55H201ZM201 56H200V57H201ZM207 56H209V55H207ZM210 56H212V55H210ZM238 56H240V55H238ZM241 56H242V54H241ZM241 56H240V57H241ZM244 56H245V55H244ZM261 56H262V55H261ZM0 57H1V56H0ZM6 57H7V56H6ZM6 57H5V58H6ZM78 57H79V56H78ZM127 57H128V56H127ZM127 57H126V58H127ZM129 57H130V56H129ZM131 57H132V56H131ZM140 57H141V56H140ZM161 57H162V56H161ZM164 57H165V56H164ZM197 57H198V56H197ZM215 57H216V56H215ZM217 57H220V55H218ZM232 57H233V55H232ZM14 58H15V57H14ZM68 58H69V57H68ZM88 58H89V57H88ZM90 58H91V57H90ZM100 58H101V57H100ZM107 58H108V56H107ZM107 58H105V59H106V60H109V59H107ZM122 58H123V57H122ZM168 58H169V57H168ZM206 58H207V57H206ZM211 58H213V57H210V59H211ZM238 58H239V57H237V59H238ZM246 58L248 59V60H247V63H250V68H251L252 70H254L255 73H258V74H259V73L263 72L262 74H264V68L262 69V71H259L260 69H259V67H258V63L261 62V61H263V59H262L263 57H262V58L259 57V58H257L256 60H255L254 58L250 57V56H249V57L247 56ZM246 58H245V59H246ZM11 59H12V58H11ZM78 59H79V58H78ZM128 59H129V58H128ZM162 59H163V57H162ZM162 59H161V60H162ZM169 59H171V58H169ZM199 59L202 60V58H199ZM203 59H204V58H203ZM221 59H222V57H221ZM234 59H236V56L234 57ZM245 59H244V60H245ZM6 60H7V59H6ZM16 60H17V59H16ZM79 60H80V59H79ZM103 60H104V58H103ZM106 60H105V62H106ZM126 60H127V59L124 60V61H125L124 63H127V62H128V60H127V61H126ZM138 60H139V59H138ZM143 60H144V59H143ZM164 60H165V58H164ZM211 60H212V59H211ZM219 60H220V59H219ZM219 60H218V62L222 61V60H220V61H219ZM224 60H225V59H223V61H224ZM242 60H243V59H242ZM242 60H241V61H242ZM0 61H2V60H0ZM58 61H59V60H58ZM170 61H171V60H170ZM180 61H181V60H180ZM189 61H190V60H189ZM203 61H204V60H203ZM203 61H201V62L203 63ZM205 61H206V60H205ZM209 61H210V60H209ZM213 61H214V59H213ZM216 61H217V60H216ZM226 61H227V62H225V63H226V65H228V66L223 65V67L225 66V67H224L225 69H224V68H223V69H224V70L228 69V71H227V70H226V71L229 72V71H231V68H230V70H229V68H228V67H230V66H229L230 64H228V61H229V60H226ZM109 62H110V64H112L111 61H108V63H109ZM156 62H157V61H156ZM168 62H169V61H168ZM184 62H185V61H184ZM192 62H193V61H192ZM192 62H191V63H192ZM229 62H230V61H229ZM242 62H243V61H242ZM37 63H38V61H37ZM80 63H82V62H80ZM96 63H99V62H96ZM100 63H103V61L100 62ZM114 63H115V61H114ZM114 63H113V66H114ZM117 63H118V62H117ZM117 63H116V65H117ZM142 63H143V62H142ZM157 63H158V62H157ZM185 63H186V62H185ZM198 63H199V62H198ZM225 63H224V64H225ZM245 63H246V61H245ZM19 64H20V63H19ZM58 64H59V63H58ZM65 64H66V63H65ZM69 64H70V63H69ZM83 64H84V63H83ZM89 64H90V63H89ZM104 64H106V63H104ZM121 64H123V63H121ZM139 64H140V63H139ZM164 64H165V63H164ZM194 64H195V63H194ZM199 64H200V63H199ZM214 64H215V63H214ZM214 64H212V65H214ZM231 64H233V63H231ZM41 65H42V64H41ZM97 65H98V64H97ZM106 65H107V64H106ZM192 65H193V64H192ZM192 65H191V66H192ZM196 65H197V64H196ZM201 65H202V64H201ZM207 65H208V64H207ZM209 65H211V64H209ZM209 65H208V67H210ZM218 65L220 66L219 63H218ZM234 65H235V64H234ZM16 66H17V65H16ZM48 66H49V65H48ZM53 66H54V65H53ZM102 66H103V65H102ZM107 66L109 67V68H108V71H109V70H110V66H109V65H107ZM107 66H106V69H107ZM113 66L111 67V71L113 70L112 68H115V66H114V67H113ZM122 66H123V65H122ZM136 66H137V65H136ZM151 66H152V65H151ZM157 66H158V65H157ZM159 66H160V64H159ZM162 66H163V65H162ZM165 66H166V65H165ZM194 66H195V65H194ZM215 66H216V65H215ZM219 66H218V67H219ZM221 66H222V65H221ZM221 66H220V67H221ZM232 66H233V65H232ZM43 67H44V66H43ZM55 67H56V66H55ZM58 67H59V66H58ZM64 67H65V66H64ZM67 67H68V66H67ZM78 67H79V66H78ZM192 67H193V66H192ZM216 67H217V66H216ZM216 67H215V68H216ZM220 67H219V68H220ZM226 67H227V68H226ZM233 67H234V66H233ZM233 67H232V70H233ZM237 67H238V65H237ZM14 68H15V67H14ZM47 68H48V67H47ZM79 68H80V67H79ZM83 68H84V67H83ZM116 68H118V67H116ZM164 68H165V67H164ZM184 68H185V67H184ZM206 68H207V66H206ZM238 68H239V69H237V68H236V69H237V70H240L242 67H238ZM246 68H247V67H246ZM57 69H58V68H57ZM61 69H63V68H61ZM69 69H70V68H69ZM165 69H166V68H165ZM167 69H168V68H167ZM204 69H205V68H204ZM207 69H208V72H209V68H207ZM210 69H211V68H210ZM213 69H214V68H213V66H212V70H213ZM223 69L221 68V72L223 71ZM244 69H245V66H244ZM22 70H23V69H22ZM90 70H91V69H90ZM114 70H115V69H114ZM114 70H113L111 73H113ZM193 70H194V69H193ZM212 70H211V71H212ZM217 70H218V69H217ZM242 70H243V69H242ZM242 70H241V72H242ZM86 71H87V70H86ZM117 71H118V70H117ZM188 71H189V70H188ZM205 71H206V70H205ZM205 71H204V72H205ZM218 71H219V70H218ZM246 71H249V70H246ZM250 71H251V70H250ZM250 71H249V72H250ZM66 72H67V71H66ZM171 72H172V71H171ZM182 72H183V71H182ZM206 72H207V71H206ZM219 72H220V71H219ZM219 72H218L217 74H219ZM227 72H226L225 74L229 75ZM237 72H238V74H234V75H236V76L238 75L237 77H239V76H240L239 73H241V72H239V71H237ZM237 72H236V73H237ZM243 72H244V71H243ZM249 72H248V73H249ZM15 73H16V72H15ZM17 73H18V72H17ZM67 73H68V72H67ZM80 73H81V72H80ZM105 73H106V72H105ZM108 73H109V72H108ZM108 73H106V75H107ZM111 73H110V75H111ZM119 73H120V72H119ZM165 73H166V71H165ZM198 73H199V72H198ZM211 73H214V71H212ZM82 74H83V73H81V75H82ZM173 74H174V73H173ZM207 74H208V73H207ZM209 74H210V73H209ZM217 74L214 73V76L216 75V77H217ZM244 74L247 76L246 73H244ZM249 74H250V73H249ZM258 74H256V75H258ZM1 75H2V74H1ZM68 75H69V74H68ZM96 75H97V72H96ZM98 75L100 76V74H98ZM101 75H102V74H101ZM110 75H107V76H110ZM202 75H203V74H202ZM212 75H213V74H211V78H210V79H213V76H212ZM219 75H220V74H219ZM256 75H255V77H256ZM78 76H79V75H78ZM104 76H105V75H104ZM112 76H113V74H112ZM115 76H116V73H115ZM161 76H162V75H161ZM166 76H168V73H166ZM169 76H171L170 73H169ZM183 76H184V75H183ZM220 76L222 77V74H221ZM220 76H219V78H220ZM225 76H226V75H225ZM225 76H223V77H225ZM241 76L243 77L244 75H241ZM251 76H252V75H251ZM122 77H123V76H122ZM164 77H165V75H164ZM205 77H206V76H205ZM233 77H234V76H233ZM242 77H241V78H242ZM255 77H254V78H255ZM262 77H263V76H262ZM108 78H109V77H108ZM113 78H114V77H113ZM113 78H112V79H113ZM171 78H172V77H171ZM171 78H170V79H171ZM173 78H174V77H173ZM217 78H218V77H217ZM219 78H218V79H219ZM241 78H240V77L237 78V81L240 80ZM256 78H257V77H256ZM258 78H259V77H258ZM99 79H100V78H99ZM102 79H103V78H102ZM119 79H120V78H119ZM163 79H164V78H163ZM190 79H192V78H190ZM221 79H222V78H221ZM251 79H253V77H252ZM93 80H94V79H93ZM109 80L111 81V79H109ZM113 80H115V79H113ZM182 80H183V78H182ZM186 80H187V79H186ZM201 80H203V79H201ZM207 80H208V78H207ZM222 80H223V81H222L223 84H225V83H224V82H225L224 80H226V78H224V79H222ZM229 80H230L229 82H231V79H229ZM234 80H236V77H235ZM254 80H255V79H254ZM262 80H263V79H262ZM14 81H15V80H14ZM123 81H124V80H123ZM123 81H122V82H123ZM172 81H173V80H172ZM191 81H192V80H191ZM212 81H213V80H212ZM216 81H217V80H216ZM216 81H215V82H216ZM263 81H264V80H263ZM114 82H116V81H114ZM114 82H113V83H114ZM160 82H161V81H160ZM165 82H166V81H165ZM174 82H175V81H174ZM176 82H177V81H176ZM206 82H209V81H206ZM218 82H219V81H218ZM240 82H242V81H240ZM248 82H249V81H248ZM15 83H16V82H15ZM76 83H77V81H76ZM135 83H136V82H135ZM177 83H178V82H177ZM183 83H185V82H183ZM183 83H182V84H183ZM191 83H192V82H191ZM191 83L189 84L190 87H191ZM194 83H195V81H194ZM220 83H221V82H220ZM226 83H227V80H226ZM235 83H236V82H235ZM252 83H254L253 80H252L251 84H252ZM104 84H105V83H104ZM162 84H164V83H162ZM165 84H167V82H166ZM179 84H180V83H179ZM179 84H178V85H179ZM209 84H210V83H209ZM212 84H213V82H212ZM223 84H222V85H223ZM229 84H231V83H229ZM257 84H258V83H257ZM96 85H97V84H96ZM121 85H122V84H121ZM133 85H135V84H133ZM192 85H193V84H192ZM215 85H216V83H215ZM222 85L220 84V86H222ZM225 85H226V84H225ZM239 85H240V84H239ZM239 85H238V86H239ZM249 85H250V84H249ZM263 85H264V84H263ZM18 86H19V85H18ZM168 86H169V85H168ZM172 86H173V85H172ZM184 86H185V85H184ZM187 86H188V85H187ZM223 86H224V85H223ZM229 86H231V85H229ZM94 87H95V86H94ZM102 87H103V86H102ZM133 87H134V86H133ZM159 87H161V86H159ZM165 87H167V86L165 85ZM192 87H193V86H192ZM225 87H226V86H225ZM234 87H236V85H235ZM234 87L232 86V87H230V88L233 89ZM249 87H250V86H249ZM252 87H253V85H252ZM254 87H255V85H254ZM262 87H263V86H262ZM15 88H16V87H15ZM37 88H39V87H37ZM119 88H120V87H119ZM119 88H118V89H119ZM163 88H164V87H163ZM201 88H202V87H201ZM204 88H205V87H204ZM220 88H221V87H220ZM226 88H227V87H226ZM230 88H229V89H230ZM255 88H256V87H255ZM257 88H258V87H257ZM64 89H65V88H64ZM107 89H108V88H107ZM124 89H125V88H124ZM150 89H151V88H150ZM157 89H158V88H157ZM181 89H182V88H181ZM214 89H215V88H214ZM241 89H242V88H241ZM248 89H252V88H248ZM259 89H261V88L259 87ZM1 90H2V89H1ZM1 90H0V91H1ZM3 90H4V89H3ZM104 90H105V89H104ZM128 90H129V89H128ZM131 90H133V89H131ZM134 90H135V89H134ZM139 90H140V89H139ZM155 90H156V89H155ZM155 90H154V91H155ZM163 90H164V89H163ZM177 90H178V89H177ZM194 90H195V89H194ZM205 90H206V88H205V89L202 88V89H200V91H199L198 93L201 95L202 93L205 92ZM235 90H237V87H236ZM257 90H258V89H257ZM257 90H256V91H257ZM38 91H39V90H37V92H38ZM40 91H41V90H40ZM87 91H88V90H87ZM102 91H103V90H102ZM120 91H121V90H120ZM122 91H123V89H122ZM122 91H121V92H122ZM140 91H141V90H140ZM160 91H161V89H160ZM182 91H183V89H182ZM225 91H226V90H225ZM243 91H244V90H242V92H243ZM247 91H249V90H247ZM252 91H253V89H252ZM259 91H260V90H259ZM1 92H2V91H1ZM55 92H56V91H55ZM107 92H108V91H107ZM117 92H118V91H117ZM157 92H158V91H157ZM175 92H176V91H175ZM231 92L233 93V92H235V91H232V90H231ZM238 92H239V91H238ZM240 92H241V90H240ZM244 92H245V95H246V90H245ZM253 92H254V91H253ZM260 92H261V91H260ZM17 93H18V92H17ZM29 93H30V92H28V93H26V94H29ZM62 93H63V91H62ZM138 93H139V92H138ZM141 93H142V92H141ZM149 93H150V92H149ZM207 93H208V92H207ZM207 93L205 92V94H206L205 97L208 96V98H209V95H210V96H214V95H212L213 93H211V94L209 93V95H207ZM222 93H223V92H222ZM235 93H236V92H235ZM248 93H249V92H248ZM250 93H251V91H250ZM250 93H249V94H250ZM257 93H258V92H257ZM20 94H22V93H20ZM34 94H35V93H34ZM89 94H90V93H89ZM111 94H112V93H111ZM129 94H130V93H129ZM129 94H128V95H129ZM136 94H137V93H136ZM146 94H147V93H146ZM146 94H145V95H146ZM185 94H186V93H185ZM193 94H194V93H193ZM225 94H227V93H225ZM225 94H224V95H225ZM228 94H230V93H228ZM233 94H234V93H233ZM236 94H238V96L240 95L239 93H236ZM242 94H243V93H242ZM0 95H1V94H0ZM7 95H8V94H7ZM22 95H23V96H22ZM22 95H21V96L24 97L25 93H23ZM37 95H38V94H37ZM57 95H58V94H57ZM134 95H135V94H134ZM153 95H154V93H153ZM155 95H156V94H155ZM162 95H163V94H162ZM182 95H183V94H182ZM5 96H6V95H5ZM19 96H20V95H19ZM21 96H20V97H21ZM34 96H36V94H35ZM49 96H50V95H49ZM132 96H133V95H132ZM147 96H148V95H147ZM157 96H158V95H157ZM234 96H235V95H234ZM240 96H242V95H240ZM260 96H261V95H260ZM36 97H37V96H36ZM126 97H127V96H126ZM135 97H136V95H135ZM135 97H134V99H135ZM139 97H140V96H139ZM139 97H138V98H139ZM142 97H143V96H142ZM159 97H160V96H159ZM159 97H156V98H158V99L160 100ZM176 97H177V96H176ZM176 97H175V98H176ZM188 97H189V96H188ZM215 97H216V95H215ZM229 97H231V96L229 95ZM229 97H228V98H229ZM243 97H244V99H245V96H243ZM263 97H264V96H263ZM3 98H4V97H3ZM11 98H12V97H11ZM14 98H15V96H14ZM30 98H32V97L30 96ZM59 98H60V97H59ZM111 98H112V97H111ZM115 98H116V97H115ZM131 98H132V97H131ZM131 98H130V99H131ZM143 98H144V97H143ZM152 98H153V97H152ZM156 98H155V99H156ZM184 98H185V97H184ZM189 98H190V97H189ZM197 98H198V97H197ZM211 98H212V97H211ZM241 98H242V97H241ZM246 98H247V97H246ZM17 99H18V98H17ZM17 99H16V100H17ZM20 99H21V98H20ZM97 99H98V98H97ZM125 99H126V98H125ZM127 99H128V98H127ZM136 99H137V98H136ZM158 99H157V101H158ZM204 99H205V98H204ZM212 99H213V98H212ZM212 99H211V100H212ZM232 99H234V98H232ZM232 99H231V100H232ZM6 100H8V98H6ZM6 100H5V101H6ZM30 100H31V99H29V102H30L31 104H30V103H28V104H30V105L35 104V107L32 106V108H36V111H37L38 108H39L38 106H39V105H42L41 102L43 103V101H44V100L41 101V100L39 99L40 102L37 103V102H36L37 100H36V101L33 100L34 102H33L32 100H31V101H32V102H31ZM53 100H54V99H53ZM110 100L112 101V99H110ZM132 100H133V98H132ZM139 100H141V98H140ZM143 100H144V99H143ZM149 100H150V99H149ZM153 100H154V99H153ZM186 100H187V99H186ZM198 100H199V99H198ZM198 100H197V101H198ZM228 100H229V99H228ZM231 100H230V101H231ZM238 100H239V99H238ZM240 100H241V99H240ZM249 100H250V99H249ZM262 100H264V99H262ZM113 101H114V100H113ZM155 101H156V100H155ZM179 101H180V100H179ZM201 101H202V100H201ZM205 101H206V100H205ZM213 101H214V103H215L216 98L213 99ZM232 101L234 102V100H232ZM247 101H248V100H247ZM13 102L16 103L17 101L15 102V101L13 100ZM35 102H36V103H35ZM45 102H46V99H45ZM96 102H98V101H96ZM103 102H104V101H103ZM127 102H128V101H127ZM140 102H141V101H140ZM143 102H144V101H143ZM147 102H148V101H147ZM219 102H220V101H219ZM219 102L217 103L218 105H219ZM238 102H239V101H238ZM22 103H23V102H22ZM32 103H33V104H32ZM51 103H52V102H51ZM56 103H57V102H56ZM64 103H65V102H64ZM108 103H109V102H108ZM112 103H113V102H112ZM131 103H132V102H131ZM134 103H135V102H134ZM155 103H156V102H155ZM161 103H162V102H160V104H161ZM174 103H175V102H174ZM196 103H197V102H196ZM196 103H195V104H196ZM212 103H213V102H212ZM212 103H211V104H212ZM214 103H213V104H214ZM239 103H240V102H239ZM28 104H27V105H28ZM129 104H130V101H129ZM138 104H139V103H138ZM138 104H137V105H138ZM141 104H142V103H141ZM160 104H159V105H160ZM202 104H203V103H202ZM208 104H209V103H208ZM213 104H212V105H213ZM232 104H234V103H232ZM232 104H231L232 107L230 106L231 109L234 108V110L231 111V112H233L232 116L234 115L233 118H234V117H235V118H238L237 115L239 116V114H238L239 112H238V111H237V112L235 111V107H233ZM0 105H1V104H0ZM2 105H3V103H2ZM2 105H1V106H2ZM30 105H29V107H31ZM123 105H124L123 107L126 106V104H123ZM132 105H133V104H132ZM135 105H136V104H135ZM145 105H146V104H145ZM156 105H157V104H156ZM176 105H177V104H176ZM190 105H191V104H190ZM197 105H198V104H197ZM204 105H205V104H204ZM204 105H203V106H204ZM209 105H210V104H209ZM212 105H211V106H212ZM215 105H216V104H215ZM218 105H217V107H218ZM51 106H52V105H51ZM64 106H65V105H64ZM106 106H107V105H106ZM157 106H158V105H157ZM195 106H196V105L191 106V107H192V108H191V111H190V112L188 111V112L193 114V112L196 111V109L194 108ZM234 106H235V104H234ZM251 106H252V105H251ZM2 107H4V106H2ZM37 107H38V108H37ZM129 107H130V106H129ZM135 107H137V106H135ZM139 107H141V106H139ZM197 107H198V106H197ZM208 107L211 108L210 106H208ZM213 107H214V106H213ZM213 107H212V108H213ZM50 108H51V107H50ZM59 108H60V107H59ZM137 108H138V107H137ZM143 108H144V106L142 107V109H143ZM174 108H175V107H174ZM204 108H207V107L205 106ZM215 108H216V107H215ZM222 108H223V107H222ZM224 108H226V107H224ZM237 108H238V107H237ZM250 108H251V107H250ZM14 109H15V110H14ZM14 109H13L14 112L12 111L11 114H10L11 116H12V114L19 112V110L22 111L21 108H20L19 110H17L18 107H15ZM23 109H24V108H23ZM95 109H96V108H95ZM133 109H134V108H133ZM139 109H140V108H139ZM139 109H138V110H139ZM156 109H158V108H156ZM216 109H217V108H216ZM231 109H230V110H231ZM3 110H4V109H3ZM11 110H12V109H11ZM34 110H35V109H34ZM102 110H103V109H102ZM136 110H137V109H136ZM218 110H220V107L218 108ZM222 110H223V109H222ZM225 110H226V109H224V111H225ZM230 110L227 108V111H229V113H231ZM240 110H241V109H239V111H240ZM249 110H251V109H249ZM16 111H17V112H16ZM36 111H35V112H36ZM60 111H61V110H60ZM93 111H95V110H93ZM158 111H159V109H158ZM198 111H199V110H198ZM203 111H204V110H203ZM203 111H202V113H203ZM214 111H216V110L213 109L211 112H206L207 115H206V114H202V115H203V116H206V117H207L208 115H210V116L213 115L212 117L215 116L216 119H217V118H218V117H217L218 114H217V113H216L217 115H214L215 113L212 114ZM234 111H235L236 114H237L236 116H235V114H234V113H235ZM1 112H2V111H1ZM4 112H5V111H4ZM4 112H2L4 115H5V113H9V112H7V111H6L5 113H4ZM22 112H23V111H22ZM119 112H121V111L119 110ZM124 112H125V111H124ZM132 112H133V110H132ZM138 112H139V111H138ZM160 112H161V111H160ZM160 112H159V113L157 112L159 116L161 115ZM178 112H179V111H178ZM188 112H187V113H188ZM196 112H197V111H196ZM200 112H201V111H200ZM204 112H205V111H204ZM250 112H251V111H250ZM26 113H27V112H26ZM58 113H59V112H58ZM135 113H136V112H135ZM150 113H151V112H150ZM157 113H155V114H156L155 117L158 116ZM187 113H186V115L188 116L189 113H188V114H187ZM218 113H220V112H218ZM221 113H223V112H221ZM22 114L24 115L25 113L23 112ZM27 114H29V111H28ZM30 114H31V113H30ZM62 114H63V113H62ZM68 114H70V113H68ZM133 114H134V113H133ZM136 114H137V113H136ZM152 114H153V112H152ZM197 114H198V112L196 113V115H197ZM199 114H201V113H199ZM223 114H224V113H223ZM223 114H222V115H223ZM240 114H241V112H240ZM0 115H1V113H0ZM25 115H26V114H25ZM34 115H35V114H34ZM56 115H57V114H56ZM90 115H91V114H90ZM220 115H221V114H220ZM228 115H229V114H228ZM247 115H248V114H247ZM7 116H8V115H6V117H7ZM15 116H17V115H15ZM18 116H19V113H18ZM26 116H27V115H26ZM99 116H100V115H99ZM153 116H154V114H153ZM192 116H193V115H192ZM197 116H198V115H197ZM244 116H245V115H244ZM12 117H13V116H12ZM23 117H24V116H23ZM23 117H22V118H23ZM94 117H95V116H94ZM112 117H113V116H112ZM112 117H111V118H112ZM128 117H129V116H128ZM128 117H126V118H128ZM189 117H191V116H189ZM212 117H211V118H212ZM215 117H214V121H215ZM225 117H226V116H225ZM242 117H243V116H242ZM2 118H3V117L0 116V119H2ZM24 118H25V117H24ZM30 118H31V117H30ZM96 118L98 119V117H96ZM104 118H105V117H104ZM198 118H199V117H198ZM207 118H208V117H207ZM231 118H232V117H231ZM235 118H234V119H235ZM239 118H241V115H240ZM6 119H8V118H6ZM20 119H21V118H20ZM44 119H45V118H44ZM120 119H121V118H120ZM196 119H197V118H196ZM225 119H226V118H225ZM3 120H4V119H3ZM9 120H11V119H9ZM12 120H13V119H12ZM12 120H11V121H12ZM21 120H22V119H21ZM51 120H52V119H51ZM108 120H109V119H108ZM129 120L131 121V119H129ZM132 120H133V119H132ZM162 120H163V119H162ZM197 120H198V119H197ZM200 120H201V117H200ZM206 120H207V119H206ZM219 120H220V119H219ZM229 120H230V119H228V121H227V126L230 125V124L228 125V122L232 121V119H231L230 121H229ZM239 120H240V119H239ZM242 120H243V119H242ZM246 120H247V119H246ZM0 121H1V120H0ZM28 121H29V120H28ZM52 121H53V120H52ZM65 121H66V120H65ZM97 121H99V120H97ZM100 121H101V119H100ZM100 121H99V122H100ZM103 121H104V120H103ZM124 121H125V120H124ZM190 121H191V120H190ZM190 121H189V122H190ZM194 121H195V120H194ZM223 121H224V120H223ZM234 121H235V120H234ZM236 121L238 122V119H236ZM244 121H245V120H244ZM3 122H4V121H1L0 123H1V124H4ZM22 122H23V121H22ZM30 122H31V121H30ZM87 122H88V121H87ZM99 122H98V123H99ZM101 122H102V121H101ZM120 122H121V121H120ZM138 122H139V121H138ZM138 122H137V121L135 122V125H137V127H138V124H140V123H138ZM184 122H185L186 124L188 123V121H186V120H185ZM192 122H193V121H192ZM192 122H191V123H192ZM197 122H198V124H199V122H201V121H197ZM203 122H204V121H203ZM217 122H218V121H217ZM258 122H260V121H258ZM262 122H263V121H262ZM6 123H7V122H6ZM6 123L4 124V127H7V126H5ZM13 123H14V121H13ZM13 123H12V125H13ZM25 123H26V121L22 123V124H24L23 127L26 126ZM131 123H132V121H131ZM131 123H129V124H131ZM136 123H138V124H136ZM179 123H180V121H179ZM181 123H182V121H181ZM181 123H180V124H181ZM185 123H184V124H185ZM191 123H188V124H191ZM211 123H212V121H211ZM214 123H215V122H214ZM220 123H221V122H220ZM222 123H224V122H222ZM225 123H226V122H225ZM233 123H235V122H232V125H233ZM240 123H241V122H240ZM242 123H243V121H242ZM10 124H11V123H10ZM10 124H9L8 126H10ZM15 124H16V123H15ZM39 124H41V123H39ZM42 124H43V123H42ZM63 124H64V123H63ZM104 124H105V123H104ZM133 124H134V122H133ZM186 124H185V125H186ZM188 124H187V125H188ZM235 124H236V123H235ZM243 124H244V123H243ZM243 124H242V125H243ZM245 124H246V123H245ZM12 125H11V126H12ZM19 125H20V124H19ZM49 125H50V124H49ZM61 125H62V124H61ZM91 125H92V123H91ZM91 125H90V126H91ZM127 125H128V124H127ZM135 125H134V126L132 125V126H133V127L135 128V130H136L137 128H136ZM148 125H149V124H148ZM148 125H147V126H148ZM191 125H192V124H191ZM196 125H197V124H196ZM201 125H202V124H201ZM240 125H241V124H240ZM20 126H21V125H20ZM27 126H28V124H27ZM33 126H34V124H33ZM33 126H32V128L35 130V133H34V132H33V133H34L36 136H39V135H42V136H43V135H47V133L50 134V131L54 129V128H53V129L50 130V127H49V129H48L47 127H41L42 129H37V127H33ZM41 126H42V125H41ZM84 126H85V125H84ZM96 126H97V124H96ZM100 126H102L103 129H104L103 124L100 125ZM100 126H99V128L101 129L102 127H100ZM105 126H106V124H105ZM132 126L130 127V125H129L130 128H129V127H127V128H129V129L131 130ZM141 126H142V127L144 126L143 123L141 124ZM141 126L139 125L138 129L141 130ZM221 126H222V127H221ZM223 126H225V128H226V125H223V124H222V125H219V127H218L217 124H215L214 126H210L211 128H210L209 130H207V129H208V128H207V129L205 130V131H207V132L204 133V134H205V135H204V136H205V137H204V142H206L207 145H210L211 143H214L213 140H215L216 138L218 139V137H219L218 134H219L221 131H223ZM230 126H231V125H230ZM233 126H234V125H233ZM246 126H247V125H246ZM257 126H258V125H257ZM0 127H1V126H0ZM2 127H3V126H2ZM4 127H3V128H4ZM17 127H18V126H16L15 128H17ZM28 127H29V126H28ZM88 127H89V126H88ZM191 127H192V126H191ZM239 127H240V126H239ZM3 128H2V129H3ZM9 128H11V127H9ZM15 128H14V130H15ZM19 128H21L20 130H23L22 127H19ZM24 128H25V127H24ZM29 128H31V127H29ZM57 128H58V126H57ZM60 128H61V127H60ZM90 128H91V127H90ZM93 128H95V127L93 126ZM93 128H92V129H93ZM125 128H126V126H125ZM127 128H126V129H127ZM145 128L148 129L149 127H146V126H145ZM183 128H184V127H183ZM195 128H198V126H196ZM228 128H229V127H228ZM230 128H231V127H230ZM230 128H229V129H230ZM248 128H249V127H248ZM2 129L0 128V130H2ZM27 129H28V128H27ZM82 129H83V128H82ZM147 129H146V130H147ZM192 129H193V128H192ZM229 129H226V130H229ZM239 129H241V128H239ZM243 129H245V128H243ZM246 129H247V128H246ZM3 130H4V129H3ZM3 130L0 132V141H1V138H2V137L4 138V136H5V132H6V131L3 132ZM5 130H6V129H5ZM7 130H8V129H7ZM11 130H12V132H13V128H12ZM11 130L9 129L8 131H11ZM17 130H18V129H17ZM17 130H15V131H17ZM25 130H26V129H24V131H25ZM101 130H102V129H101ZM101 130H100V131H101ZM104 130H105V129H104ZM142 130L145 131V130H144V127L142 128ZM226 130L224 129V131H226ZM235 130H236V129H235ZM241 130H242V129H241ZM8 131H7V132H8ZM15 131H14V132H15ZM31 131H32V129H31ZM100 131H99V133H100ZM143 131H142V132H143ZM197 131H198V129H197ZM219 131H220V132H219ZM224 131H223V132H224ZM238 131H239V130H238ZM243 131H244V130H243ZM243 131H242V132H243ZM245 131H246V130H245ZM19 132H20V131H19ZM27 132H29V131L26 130V133H27ZM111 132H112V131H111ZM145 132H146V131H145ZM188 132H189V131H188ZM242 132H241V133H242ZM26 133H25L24 135H26ZM33 133H32V134H33ZM91 133H92V132H91ZM103 133H107V132H103ZM103 133H102V134H103ZM113 133H114V132H113ZM137 133H138V132H137ZM140 133H141V132H140ZM174 133H175V132H174ZM182 133H183V132H182ZM245 133H246V132H245ZM248 133H249V132H248ZM8 134L11 135V133H8ZM27 134H28V133H27ZM34 134H33L32 136H35ZM52 134H53V133H52ZM75 134H76V133H75ZM86 134H87V133H86ZM220 134H221V133H220ZM6 135H7V133H6ZM14 135H15V134L13 133V136H12V135L10 136V141L8 140V142H11V143H12L11 147H13V142H14V140H16L15 137H14ZM16 135H17V134H16ZM19 135H20V134H19ZM19 135H18V137H19ZM22 135H23V134H22ZM22 135H21V136H22ZM58 135H59V134H58ZM106 135H107V134H106ZM151 135H152V134H151ZM153 135H154V134H153ZM178 135H179V134H178ZM217 135H218V136H217ZM249 135H251V134L249 133ZM249 135H248V136H249ZM32 136H29V137H25V136H24V138H30V137H32ZM48 136H50V135H48ZM48 136H46V138H47ZM70 136H71V135H70ZM92 136H93V135H92ZM94 136H95V135H94ZM101 136H102V135H101ZM216 136H217V137H216ZM232 136H233V135H232ZM240 136L243 137V136H244L243 133H242V135H236V133H235L234 137L232 138V139L236 140L235 143H237V144L240 143V144H241L240 141L245 140V138H243V140H242V137H240ZM251 136H252V135H251ZM18 137H17V139H18ZM61 137H62V136H61ZM61 137H60V138H61ZM99 137H100V136H99ZM99 137H98V138H99ZM104 137L107 138L108 136H104ZM154 137H155V136H154ZM174 137H176V136H174ZM227 137H228V136H227ZM244 137H245V136H244ZM3 138H2V139H3ZM6 138L8 139L9 137H6ZM22 138H23V137H22ZM24 138H23V140H24ZM52 138H53V137H52ZM52 138H51V141H52ZM54 138H55V137H54ZM54 138H53V139H54ZM80 138H81V136H80ZM150 138H152V140H151L152 142H153V141H154L155 143L157 142V141L153 140V139H155V138H153L152 136H151ZM192 138H194V137H192ZM246 138H247V137H246ZM248 138H249V137H248ZM248 138H247V139H248ZM34 139H36V138H34ZM39 139H40V138H39ZM39 139H38V140H39ZM42 139H43V138H42ZM64 139H65V137H64ZM72 139H73V138H72ZM94 139H95V138H94ZM156 139H158V138H156ZM4 140H5V139H4ZM20 140H21V137H20ZM38 140L36 139V142H37ZM55 140H56V139H55ZM76 140H77V138H76ZM91 140H92V139H91ZM149 140H150V139H149ZM234 140H232V141L234 142ZM252 140H253V139H252ZM16 141L18 142V140H16ZM39 141H40V140H39ZM46 141H47V140H46ZM51 141H50V142H51ZM56 141H57V140H56ZM79 141H80V140H79ZM94 141H95V140H94ZM151 141H150V143L152 144ZM187 141H189V140H187ZM192 141H193V140H192ZM212 141H213V142H212ZM1 142H3V141H1ZM5 142H6V140H5ZM48 142H49V141H48ZM220 142H221V143H217V145H216V149H215L216 154L224 153V151H225V150L228 148V146L230 145L229 143L225 142L224 139H222ZM243 142H246V141H243ZM11 143H10V144H11ZM15 143H16V142H15ZM101 143H102V142H101ZM155 143H154V145H156ZM186 143H187V142H186ZM188 143H189V142H188ZM201 143H203V142H201ZM10 144H9V145H10ZM16 144H17V143H16ZM35 144H36V143H35ZM35 144H34V145H35ZM47 144H49V143H47ZM51 144H52V142H51ZM57 144H58V143H57ZM63 144H64V143H63ZM68 144H69V143H68ZM77 144H78V143H77ZM106 144H107V142H106ZM157 144H158V143H157ZM190 144H191V143H190ZM214 144H215V143H214ZM232 144H233V143H232ZM0 145H1V144H0ZM2 145H4V144L2 143ZM19 145H21V143H20ZM34 145L31 147L33 151L35 150ZM38 145H39V144H38ZM89 145H90V144H89ZM107 145L109 146V148L107 147ZM107 145H106V147L109 149V152H110V150H111V149H110V145H111V144L109 143V144H107ZM152 145H153V144H152ZM188 145H189V144H188ZM7 146H8V145H7V142H6V146H3V147H5V149H8ZM23 146H24V145H23ZM50 146H51V145H50ZM78 146H80V145H78ZM91 146H92V145H91ZM91 146H90V147H91ZM111 146H112V145H111ZM171 146H172V145H171ZM171 146H170L169 148H172ZM8 147H9V146H8ZM14 147H15V148H14ZM14 147H13V148H14V149H13V152H14L15 149L18 150V148L16 147V145H15ZM24 147H25V146H24ZM69 147H70V146H69ZM96 147H97V146L94 147V150H98ZM153 147H154V146H153ZM187 147H188V146H187ZM29 148H30V147H29ZM29 148H28V149H29ZM37 148H39V146H37ZM81 148H84V147H81ZM85 148H86V147H85ZM151 148H152V146H151ZM154 148H155V147H154ZM234 148H235V147H234ZM255 148H256V147H255ZM257 148H258V147H257ZM42 149H43V148H42ZM73 149H74V148H73ZM77 149L79 150L80 147H78ZM158 149H159V148L157 147V149L155 150L156 153H158V152H157ZM201 149H202V148H201ZM230 149H231V148H230ZM235 149H236V148H235ZM238 149H239V148H238ZM2 150H3V148H2ZM8 150H9V149H8ZM30 150H31V149H30ZM36 150H37V149H36ZM54 150H55V149H53L52 152H51L53 155L50 154L49 157H48L47 159H44V160L42 159L43 162H42V160H41V162L44 163L43 165H49L48 167H50V165H54V163L57 161V160H56V156H55L56 153H53ZM67 150H68V149H67ZM75 150H76V149H75ZM87 150H88V149H87ZM166 150H167V149H166ZM166 150H165V151H166ZM168 150H169V149H168ZM168 150H167V151H168ZM173 150H174V149H173ZM173 150H172V151H173ZM175 150H176L177 152H176ZM175 150H174L175 153L178 154V151H179V150H177L176 148H175ZM25 151H26V150H25ZM38 151H39V150H38ZM41 151H42V150H41ZM43 151H44V150H43ZM72 151H73V150H72ZM79 151H81V149H80ZM79 151H78V152H79ZM113 151H114V150H113ZM167 151H166V152H167ZM169 151H170V150H169ZM169 151H168V152H169ZM235 151H236V150H235ZM239 151H240V150H239ZM260 151H261V150H260ZM9 152H11V151H9ZM17 152H18V151H17ZM17 152H16V153H17ZM19 152H20V153H19ZM19 152H18L17 154L21 155V151H20V150H19ZM63 152H64V151H63ZM78 152H77V153H78ZM103 152H104V151H103ZM107 152H108V151H107ZM153 152H154V151H153ZM168 152H167V153H168ZM225 152H226V151H225ZM245 152H247V151H245ZM255 152H256V151H255ZM39 153H40V151H39ZM77 153H76V154H77ZM92 153H93V151H92ZM92 153H91V154H92ZM105 153H106V152H105ZM148 153H149V152H148ZM175 153H174V156H176ZM247 153H248V152H247ZM14 154H15V153H14ZM40 154H41V153H40ZM47 154H48V153H47ZM79 154H81V153H79ZM88 154H89V153H88ZM94 154L97 155V151H95ZM102 154H103V153H102ZM165 154H166V153H165ZM170 154H171V151H170ZM239 154H240V155H243V152H240ZM259 154H260V153H259ZM3 155H5V159H4V160H3V158H4ZM7 155H8V153H7ZM19 155H18V156H19ZM24 155H26V154H24ZM24 155H23V157H24ZM44 155H45V154H44ZM72 155H73V154H72ZM77 155H78V154H77ZM100 155H101V154H100ZM128 155H129V154H128ZM128 155H127V156H128ZM130 155H131V154H130ZM158 155H159V154H158ZM167 155H168V154H167ZM240 155H239V156H240ZM248 155H249V154H248ZM248 155H247V157H248ZM15 156H17V155H15ZM15 156L13 155L12 158H14ZM27 156H28V155H27ZM34 156H35V155H34ZM42 156H43V154H42ZM42 156L40 155V157H42ZM45 156H47V155H45ZM79 156H80V155H79ZM91 156H92V155H91ZM94 156H95V155H94ZM101 156H103V155H101ZM105 156H106V155H105ZM127 156H126V157H127ZM131 156H133V154H132ZM136 156H137V155H135V157H136ZM139 156H140V155H139ZM171 156H172V154L170 155V157H171ZM178 156H179V154H178ZM180 156H181V155H180ZM180 156H179V157H180ZM237 156H238V154H237ZM239 156H238V158H241V157H242V156H240V157H239ZM249 156L253 157L252 155H249ZM1 157H3V158L1 159ZM21 157H22V156H21ZM135 157H132V158H135ZM146 157H147V159H148L149 156H146ZM172 157H173V156H172ZM179 157H178V158H179ZM234 157H235V156H234ZM243 157L245 158L246 156H243ZM243 157H242V158H243ZM251 157H250V159H251ZM12 158H11V160H13ZM17 158H19V157H17ZM17 158H16L17 161L20 160L19 165H20V164L22 165V164H23V160H22V159H17ZM60 158H62V157H60ZM77 158H78V156H77ZM83 158H84V156H83ZM90 158H91V157H90ZM93 158H94V157H93ZM100 158H102V157H100ZM136 158H138V157H136ZM136 158H135V159H136ZM150 158H151V157H150ZM242 158H241V159H242ZM244 158H243V160H246V159H244ZM255 158L257 159L258 156H257V157L255 156ZM0 159H1V163H2V162H8V160H9V158H6V154H2V155L0 154ZM6 159H8V160L5 161ZM23 159H24V158H23ZM80 159H81V158H80ZM97 159H98V157H97ZM129 159H130V158H129ZM147 159L145 160L146 162L150 160V159H149V160H147ZM153 159H154V158H153ZM157 159H158V158H157ZM181 159H182V158H181ZM241 159H239V160H241ZM247 159H248V158H247ZM250 159H248V161H249ZM253 159H254V158H253ZM21 160H22V163H21ZM24 160H25V159H24ZM120 160H121V159H120ZM125 160H126V159H125ZM125 160H123V161H125ZM132 160H133V159H132ZM139 160H142V159L140 158ZM151 160H152V159H151ZM184 160H186V159H184ZM38 161H39V160H38ZM93 161H94V160H93ZM100 161H101V159H100ZM176 161L179 162L180 160L177 159ZM248 161H247V162H248ZM11 162H12V161H11ZM13 162H14V163H7V164H9V165H11V164L14 165V164H16L14 160H13ZM120 162H121V161H120ZM134 162H137V160H136V161L134 160ZM138 162H139V163H136V164L139 165V164H141L142 161H138ZM149 162H151V161H149ZM149 162H148V163H149ZM177 162H176V163H177ZM234 162H235V161H234ZM234 162H233V163H234ZM242 162H243V161H242ZM250 162H251V161H250ZM1 163H0V164H1ZM25 163H26V162L24 161V164H25ZM33 163H34V162H33ZM39 163H40V161H39ZM80 163H81V162H80ZM98 163H99V162H98ZM101 163H102V162H101ZM121 163H125V162H121ZM132 163H133V162H132ZM144 163H145V162H144ZM151 163H154V162L152 161ZM151 163H149V164H151ZM174 163H175V162H174ZM176 163H175V164H176ZM179 163H180L179 165H181V163H183V162L180 161ZM239 163H240V162H239ZM27 164H28V163H27ZM84 164H85V163H84ZM91 164H92V162H91ZM171 164H172V163H171ZM177 164H178V163H177ZM183 164H184V163H183ZM183 164H182V165H183ZM240 164H241V163H240ZM243 164H244V163H243ZM31 165H32V163H31ZM38 165H39V164H38ZM92 165H93V164H92ZM96 165H97V164H96ZM119 165H120V163H119ZM141 165H142V164H141ZM144 165H145V164H144ZM147 165H148V164L146 163L145 166L147 167ZM151 165H152V164H151ZM151 165H150V167H151ZM153 165H154V164H153ZM153 165H152V166H153ZM156 165H157V164H156ZM182 165H181V166H182ZM186 165H187V164H186ZM186 165L184 164V166H183L184 168H183V169H185V166H186ZM0 166H1V165H0ZM39 166H40V165H39ZM54 166H57V165H54ZM79 166H80V165H79ZM125 166H126V165H125ZM136 166H137V165H136ZM172 166H173V164H172ZM172 166H171V167H172ZM195 166H196V165H195ZM197 166H198V165H197ZM197 166H196V167H197ZM246 166H247V165H246ZM1 167H2V166H1ZM14 167H15V165H14ZM43 167H44V166H43ZM72 167H73V166H72ZM86 167H87V166H86ZM92 167H93V166H92ZM97 167H98V166H97ZM97 167H96V168H97ZM99 167H101V166H99ZM117 167H118V166H117ZM175 167H176V166L174 165V167L171 168L172 170H170V171L167 169L168 171H166L165 173H170V175H171V173H173V170H174ZM177 167H178V166H177ZM177 167H176L175 169L179 170L178 168H179L180 166H179L178 168H177ZM255 167H256V166H255ZM7 168H8V167H7ZM38 168H39V167H38ZM41 168H42V167H41ZM57 168H58V167H57ZM68 168H69V167H68ZM123 168H124V167H123ZM125 168H126V167H125ZM142 168H143V167H142ZM156 168H157V167H156ZM180 168H182V167H180ZM186 168H187V167H186ZM224 168H225V167H224ZM236 168H237V167H236ZM245 168H248V167H245ZM0 169H1V168H0ZM11 169H12V168H11ZM43 169H44V168H43ZM48 169H50V172H51V170H52V166H51L50 168H48ZM118 169H119V168H118ZM139 169H140V168H139ZM29 170H31V168H30ZM37 170H40V169H37ZM87 170H88V168H87ZM90 170H91V169H90ZM94 170H95V169H94ZM97 170H98V169H97ZM103 170H104V169H103ZM116 170H117V169H116ZM132 170H134V169H132ZM141 170H143V169H141ZM141 170H140V171H141ZM149 170L151 171L152 169H149ZM192 170H193V168H192ZM251 170H252V169H250V170H248V171H251ZM9 171H11V170L9 169ZM32 171H34V170H32ZM32 171H30V172H32ZM52 171H53V170H52ZM84 171H85V170H84ZM92 171H93V170H92ZM110 171H111V170L109 169V173H110ZM112 171H113V170H112ZM121 171H123V170H121ZM144 171H145V170H144ZM171 171H172V172H171ZM174 171H175V172H174V173H175L174 176H175L176 173L181 172V169H180V171H178V172H177L176 170H174ZM245 171H246V170H245ZM254 171H255V170H254ZM40 172H41V171H40ZM44 172H46V171H44ZM47 172H48V170H47ZM68 172H69V171H68ZM76 172H77V171H76ZM94 172H95V171H94ZM100 172H102V171H100ZM138 172H139V171H138ZM155 172H156V171H155ZM3 173H4V172H3ZM3 173H1V174H3ZM6 173H7V172H5L4 174H6ZM24 173H26V172L23 171V174H24ZM38 173H39V172H38ZM52 173H53V172H52ZM58 173H59V172H58ZM103 173H104V172H103ZM105 173H106V172H105ZM111 173H112V172H111ZM142 173H143V171H142ZM165 173H164L163 175H165ZM4 174H3V175H4ZM26 174H28V172H27ZM29 174H30V173H29ZM34 174H35V172H34ZM43 174H45V173H43ZM107 174H108V173H107ZM7 175H8V174H7ZM10 175H11V174H10ZM21 175H22V174H21ZM89 175H90V174H89ZM94 175H96V174H94ZM110 175H111V174H110ZM113 175H114V174H113ZM135 175H136V174H135ZM143 175H144V174H143ZM153 175H154V174H153ZM153 175H152V176H153ZM172 175H173V174H172ZM177 175H179V174H177ZM19 176H20V175H19ZM38 176H39V175H38ZM54 176H55V174H54ZM78 176H79V175H78ZM85 176H86V175H85ZM92 176H93V175H92ZM96 176H97V175H96ZM140 176H141V175H140ZM167 176H168V179H167V177H163V176H162V177H163V180H162V178H160V179H161V181H163V182H162L163 184H164V182H165L166 185H167V184L169 185V183H170V181H168L169 178H170L171 181H172L174 178L172 179V178H171L172 176L169 177L168 174H167ZM3 177H4V176H3ZM22 177H23V175H22ZM22 177H19V178H20L19 182H23V181H24V180L21 181V179H23ZM25 177H26V176H25ZM25 177H24V179H25ZM28 177H29V175H28ZM42 177L44 178V176H41V179H42ZM80 177H81V176H80ZM93 177H94V176H93ZM106 177H107V175H106ZM147 177H148V176H147ZM149 177H150V176H149ZM153 177H154V176H153ZM181 177H182V176H181ZM181 177H180V178H181ZM186 177H187V176H186ZM5 178H6V176H5ZM8 178H9V177H7V179H8ZM30 178H31V176H30ZM45 178H46V176H45ZM45 178H44V180H46ZM74 178H75V177H74ZM100 178H101V176H100ZM100 178H99V179H100ZM109 178H111V177H109ZM9 179H10V178H9ZM9 179H8V181H10ZM27 179H28V178H27ZM36 179H37V178H36ZM53 179H54V178H53ZM61 179H62V178H61ZM81 179H82V178H81ZM84 179H86V177H83V181H84ZM102 179H103V177H102ZM105 179H106V178H105ZM105 179H104V181H105ZM122 179H125V178H122ZM128 179H129V178H128ZM138 179H139V178H138ZM4 180H5V179H4ZM37 180H38V179H37ZM42 180H43V179H42ZM44 180H43V181H44ZM74 180H75V179H74ZM86 180H87V179H86ZM97 180H98V178H97ZM97 180H95V178H91V179L88 181V184H89V185H87L85 189H82L83 191H81V188H83V187L81 186L80 191L82 192V194H89V195H90V193L95 192V191H94L95 189H92V187H94V188L97 187V186H94V185H93L95 182H97ZM106 180H107V179H106ZM129 180H131V179H129ZM129 180H128V181H129ZM136 180H137V179H136ZM181 180H182V179H181ZM183 180H184V179H183ZM185 180H186V179H185ZM17 181H18V179H17ZM29 181H30V180H29ZM46 181H47V180H46ZM46 181H45V182H46ZM62 181H63V180H62ZM62 181H61V182H62ZM79 181H81V180H79ZM83 181H82V182H83ZM101 181H102V180H101ZM132 181H133V179H132ZM147 181H148V180H147ZM177 181H178V180H177ZM186 181H187V180H186ZM0 182H2V181L0 180ZM27 182H28V180H27ZM47 182H48V181H47ZM98 182H100V181L98 180ZM98 182H97V183H98ZM113 182H114V181H113ZM120 182H123V180L120 181ZM130 182H131V181H130ZM159 182H160V181H159ZM173 182H174V180H173ZM2 183H3V182H2ZM2 183H1V184H2ZM7 183H8V182H7ZM7 183H6V184H7ZM9 183L11 184V182H9ZM14 183H15V182H14ZM17 183H18V182H17ZM23 183H24V182H23ZM62 183H63V182H62ZM97 183H96V184H97ZM103 183H105V182H103ZM118 183H119V182H118ZM125 183H126V182H125ZM128 183H129V182H128ZM134 183H136V182L134 181ZM137 183H138V182H137ZM137 183H136V184H137ZM139 183H140V182H139ZM139 183H138V185H139ZM143 183H144V182H143ZM160 183H161V182H160ZM171 183H172V182H171ZM243 183H244V182H243ZM243 183H242V184H243ZM250 183H251V182H250ZM6 184H5L4 186H6ZM20 184H21V183H18V185H20ZM31 184H32V183H31ZM38 184H39V182H38ZM49 184H50V183H49ZM81 184H83V183H80V185H81ZM99 184H100V183H98V185H99ZM107 184H108V183H107ZM107 184H106V185H107ZM119 184H121V186H123L122 183H119ZM126 184H127V183H126ZM7 185H8V187H11V186H9V184H7ZM21 185H22V184H21ZM62 185H63V184H62ZM65 185H66V184H65ZM76 185H77V184H76ZM78 185H79V184H78ZM78 185H77V186H78ZM101 185H102V184H101ZM104 185H105V184H104ZM111 185H112V184H111ZM124 185H125V184H124ZM131 185H132V184H131ZM133 185H134V184H133ZM168 185H167V186H168ZM248 185H249V184H248ZM33 186H34V185H33ZM35 186H36V185H35ZM40 186H41V185H40ZM40 186H39V189L42 187V186H41V187H40ZM45 186H46V185H45ZM56 186H58V185H56ZM102 186H103V185H102ZM119 186H120V185H119ZM140 186H141V185H140ZM140 186H139V187H140ZM159 186H160V185H159ZM167 186H166V187H167ZM175 186H176V185H175ZM54 187H55V186H54ZM68 187H69V186H68ZM79 187H80V186H79ZM84 187H85V186H84ZM100 187H101V186H100ZM107 187H108V186H107ZM123 187H124V186H123ZM137 187H138V186L136 185V188H137ZM141 187H143V186H141ZM145 187H146V186H145ZM145 187H144V188H145ZM152 187H153V186H152ZM160 187H161V186H160ZM160 187H159V188H160ZM162 187H164V185H163ZM246 187H247V186H246ZM34 188H35V187H34ZM37 188H38V186L36 187V189H37ZM43 188H44V187H43ZM61 188H62V187H61ZM110 188H111V187H110ZM115 188H116V187H115ZM120 188H122V187H120ZM10 189H11V188H10ZM12 189H13V187H12ZM12 189H11V190H12ZM41 189H42V188H41ZM58 189H59V188H58ZM122 189H123V188H122ZM125 189H126V187H125ZM140 189H141V188H140ZM149 189H150V188H149ZM153 189H154V188H153ZM160 189H161V188H160ZM164 189H165V187L163 188V190H164ZM209 189H210V188H209ZM246 189H248V188H246ZM31 190H32V189H31ZM96 190H97V189H96ZM119 190H120V189H118V191H119ZM123 190H124V189H123ZM130 190H131V189H130ZM130 190H129V191H130ZM132 190H133V189H132ZM144 190H145V189H144ZM170 190H171V189H170ZM172 190H173V189H172ZM212 190H213V189H212ZM74 191L78 192L79 190H78V191H77V190H74ZM99 191H102V192H103V190H101V189H100ZM109 191H110V190H109ZM112 191H113V190H112ZM124 191H125V190H124ZM126 191H127V193H128V189H126ZM135 191H136V190L134 189L133 192L136 194L137 191H136V192H135ZM164 191H165V190H164ZM164 191H162V189H161V192H164ZM207 191H208V190H207ZM213 191H214V190H213ZM258 191H259V190H258ZM262 191H263V190H262ZM138 192H141V193H142V194H140V196L143 195V193H144V192H142L141 190H138ZM173 192H175V191H173ZM39 193H40V192H39ZM79 193H80V192H79ZM125 193H126V192H125ZM125 193H124V195H125ZM152 193H153V192H152ZM165 193H166V192H165ZM167 193L169 194L168 191H167ZM167 193H166V194H167ZM206 193H207V192H206ZM256 193H259V194H258V195H257V194H254V195H257L259 198L256 199V198H257V197H256V198H254V199H252V200L250 199L251 202H253V201L255 202L256 200H259V199H261V198L264 197V193H263V192H262V193H261V192H256ZM66 194H67V193H66ZM73 194H74V193H73ZM93 194H97V193H93ZM93 194H91V195H93ZM105 194H106V193H105ZM114 194H115V192H114ZM114 194H113V195H114ZM121 194H123V192H122ZM138 194H139V193H138ZM40 195H41V194H40ZM62 195H63V193H62ZM69 195H70V194H69ZM71 195H72V194H71ZM113 195H112V196H113ZM191 195H193V194H191ZM56 196H57V195H56ZM75 196H76V195H75ZM81 196H82V195H81ZM84 196H85V195H84ZM86 196H87V195H86ZM108 196H110V194L107 195V199H108ZM121 196H122V195H121ZM127 196H129V195H127ZM150 196H151V195H150ZM169 196H171V195L169 194L168 197L166 196V199H167V198H168V199H171V198H172V197L169 198ZM77 197H78V196H77ZM87 197H88V196H87ZM103 197H104V196H103ZM118 197H120V196H118ZM125 197H126V196H125ZM125 197H124V198H125ZM190 197H191V196H190ZM242 197H243V196H242ZM46 198H47V197H46ZM46 198H45V199H46ZM104 198H105V197H104ZM109 198H110V197H109ZM112 198H114V197H112ZM121 198L123 199V197H121ZM127 198H128V197H127ZM134 198H135V196H134ZM134 198H133V196H132V199H131V200L133 201ZM136 198H137V197H136ZM141 198L143 199L144 197H141ZM193 198L195 199V197H193ZM24 199H25V198H24ZM30 199H31V198H30ZM78 199H79V198H78ZM94 199H95V198H94ZM97 199H98V198H97ZM101 199H102V198H101ZM105 199H106V198H105ZM107 199H106V200H107ZM125 199H126V198H125ZM125 199H123V200H121V201H123V203H124V202H126V201H124ZM139 199H140V198H139ZM142 199H141V201H140V200H136V201H140V202H142V201H143ZM166 199L164 200L165 202H166ZM173 199H174V200H172V199H171V200H172L173 202H175V198H174V197H173ZM182 199H183V198H182ZM191 199H192V198H191ZM191 199L188 198L189 201H190ZM40 200H41V199H40ZM46 200H47V199H46ZM50 200H51V199H50ZM86 200H87V199H86ZM115 200H116V199H115ZM119 200H120V199H119ZM128 200H130V199L128 198ZM128 200H127V201H128ZM131 200H130V201H131ZM144 200H145V199H144ZM150 200H151V199H150ZM178 200H179V198H178ZM183 200H184V199H183ZM183 200H182V201H183ZM185 200H187V198H185ZM100 201H101V200H100ZM110 201H111V199H110ZM167 201H168V200H167ZM169 201H170V200H169ZM169 201H168V203H169V204L171 203L172 206H170V205L168 204V205L170 206V208H169V206H167L168 209H167V207H166V209H167V210H170V209L174 208V209L176 210L177 207H176V208L173 207V206H174V205H173L174 203L171 202V201L169 202ZM242 201H243V200H242ZM242 201H241V202H242ZM261 201H262V200H261ZM48 202H52V200H51V201H48ZM86 202H88V204H89V201H86ZM98 202H99V201H98ZM102 202H103V201H102ZM112 202H113V201H112ZM112 202H111V203H112ZM140 202H139V204H141ZM144 202H145V201H144ZM158 202H159V200H158ZM160 202L162 203V201H160ZM193 202H194V201H193ZM193 202H191L190 204H192ZM246 202H247V201H246ZM256 202H257V201H256ZM259 202H260V201H259ZM126 203H127V205H128L129 201L126 202ZM137 203H138V202H137ZM155 203H156V202H155ZM155 203H154V204H155ZM161 203H159V204L161 205ZM44 204H45V203H44ZM44 204H43V205H44ZM46 204H47V202H46ZM77 204H78V203H77ZM91 204H92V203H91ZM97 204H99V203H97ZM102 204H103V203H102ZM105 204H106V202L104 203V205H105ZM112 204H113V203H112ZM119 204H120V203H119ZM121 204H122V203H121ZM139 204H138V206H139ZM142 204H143V206H145L144 203H142ZM142 204H141V207H142ZM154 204H153L154 209H155L156 207H157V208L159 207V206H157V205H159V204H157V203H156L157 205H154ZM162 204H163V203H162ZM166 204H167V202H166ZM178 204H179V203H178ZM180 204H182V202H181ZM207 204H209V203H207ZM246 204H247V203H246ZM252 204H254V203H252ZM260 204H262V203L260 202ZM31 205H32V204H31ZM83 205H84V204H83ZM85 205H86V204H85ZM130 205H131V204H130ZM132 205H133V204H132ZM134 205H136V203H135ZM184 205H185V204H184ZM226 205H227V204H226ZM244 205H245V204H243V206H244ZM247 205H248V204H247ZM247 205H245L246 207H245V206H244V207L242 206V208H247V207H249V206H247ZM249 205H250V204H249ZM39 206H40V204H39ZM48 206H49V204H48ZM64 206H65V204H64ZM91 206H92V205H91ZM114 206H115V205H114ZM155 206H156V207H155ZM162 206H163V205H162ZM162 206H161V207H162ZM164 206H165V205H164ZM181 206H182V205H181ZM205 206H206V204H205ZM223 206H224V204H223ZM250 206H251V205H250ZM262 206H263V205H262ZM262 206H260V207L263 208ZM79 207H80V206H79ZM87 207H89V206H87ZM87 207H86V209H87ZM94 207H95V206H94ZM106 207H108V206H106ZM106 207H104L103 210H105ZM109 207L112 208V206H111L110 204H109ZM109 207H108V208H109ZM127 207L129 208V205H128ZM127 207H125V209H126ZM131 207H132V206H131ZM133 207H134V206H133ZM133 207H132V209L134 210ZM141 207L139 208V209H140V210H139L140 213H141V209H142ZM184 207H186V205H185ZM230 207H232V206H230ZM234 207H235V206H234ZM238 207H239V206H238ZM240 207H241V206H240ZM240 207H239V208H240ZM48 208H49V207H48ZM66 208H67V207H66ZM81 208H82V207H81ZM84 208H85V207H84ZM101 208H102V206H101ZM135 208H137V205L135 206ZM151 208H153V207H151ZM202 208H203V207H202ZM228 208H229V207H228ZM232 208H233V207H232ZM232 208H231V210L234 211L235 209H232ZM242 208H241V209H242ZM249 208H250V207H249ZM258 208H259V207H257V208L255 207V208H252V209H248V208H247L248 210H245L247 213H246L244 216H241V217L239 218L240 221H241V220L244 221V224L246 223V224H245L246 227H247L248 224H249V226H248L249 230H247V229L245 228V225H244L243 228H245L246 232L249 231V232H251L250 234H253V235H254V234H257V233H262V232H261L262 230H261L260 232H259V230H257V231H258V232H257V231H255L256 228H254V231H253V228H252V226L255 225V224H253V222H254L253 220L256 218L255 216H257V214H258V212H259L258 210H260V209H258ZM64 209H65V207H64ZM98 209H99V208H98ZM115 209H116V208H115ZM129 209H131V208H129ZM132 209H131V210H132ZM154 209H153V210H154ZM158 209H160V208H158ZM164 209H165V207L162 209V211H163ZM166 209H165L164 211H166ZM174 209H172V210L175 211ZM181 209H182V208H181ZM181 209H179V206H178V208H177L176 211L180 210V212H181V213H180L179 211H178L179 213L176 212V213H178V215H179V214H182L183 209H182V210H181ZM184 209L187 210V208H184ZM213 209H214V208H213ZM223 209H226V208H223ZM241 209H240V210H241ZM77 210H78V209H77ZM95 210H96V209H95ZM107 210H109V209H107ZM113 210H114V209H113ZM155 210H156V209H155ZM217 210H218V209H217ZM219 210H220V209H219ZM229 210H230V208L227 209V212H229ZM231 210H230V212L232 213ZM45 211H46V210H45ZM48 211H49V209H48ZM99 211H101V209H100ZM111 211H112V210H111ZM128 211H129V210H128ZM136 211H137V210H136ZM136 211H135V212L133 211V213H135L134 215L132 214L133 217L136 216ZM139 211H138V212H139ZM160 211H161V209H160ZM160 211H159V210H156V212H157L158 214H159ZM162 211H161V212H162ZM184 211H185V210H184ZM184 211H183V214H184ZM224 211H225V210H224ZM235 211H236V210H235ZM261 211H262V210H261ZM79 212H80V211H79ZM105 212H106V211H105ZM124 212H125V211H124ZM130 212H132V211H130ZM143 212H144V211H143ZM156 212H153L152 215H154V213L157 214ZM185 212H186V211H185ZM205 212H206V211H205ZM216 212H217V211H216ZM216 212H215V213H216ZM218 212H219V211H218ZM236 212H237V211H236ZM75 213H76V212H75ZM102 213H103V212H101V214H102ZM125 213H126V212H125ZM140 213H139V214H140ZM150 213H151V212H150ZM174 213H175V212H174ZM234 213H235V212H234ZM106 214H107V212H106ZM106 214H105V215H106ZM109 214H110V213H109ZM141 214H142V213H141ZM160 214H161V213H160ZM165 214L167 215V212H166ZM171 214H172V211H171ZM183 214H182V215H183ZM210 214H211V212H210ZM216 214H217V213H216ZM216 214H215V219H217V218H216ZM225 214H226V216H228L229 213H228V214L225 213ZM232 214H233V213H232ZM236 214H237V213H236ZM261 214H262V213H261ZM86 215H87V214H86ZM103 215H104V214H102V216H103ZM112 215L115 216L114 214H112ZM119 215H120V214H119ZM162 215H164V214H162ZM162 215H160V216L162 217ZM166 215H165V216H166ZM173 215H175V214H173ZM173 215H172V216H173ZM176 215H177V214H176ZM187 215H188V214H187ZM222 215H223V213H222ZM233 215L235 216V214H233ZM110 216H111V215H110ZM113 216H112V217H113ZM132 216H131V217H132ZM137 216H139V215H137ZM140 216H141V215H140ZM142 216H143V215H142ZM165 216H164V218H165ZM217 216H218L219 218L221 217V216L219 215V213L217 214ZM234 216H233V217H234ZM258 216H259V215H258ZM263 216H264V215H263ZM68 217H69V216H68ZM72 217H73V216H72ZM79 217H80V216H79ZM105 217H106V216H105ZM115 217H116V216H115ZM117 217H118V216H117ZM127 217H128V216H127ZM131 217H130V218H131ZM156 217H157V216L154 215V219H155ZM161 217H160V218H161ZM167 217H168V215H167ZM175 217H176V216H175ZM179 217H180V216H179ZM184 217H185V216H184ZM194 217L197 218V216H194ZM224 217H225V216H224ZM229 217L232 219V215L229 216ZM259 217H261V216H259ZM84 218H85V217H84ZM95 218H96V221H97V218L102 219V221H103V219H104V218H101V217H100V214L96 215ZM95 218H94V219H95ZM137 218H138V217H137ZM148 218H149V217H148ZM152 218H153V217H152ZM172 218H173V217H172ZM212 218H213V217H212ZM107 219H108V218H107ZM115 219H116V218H115ZM117 219H118V218H117ZM135 219H136V218H135ZM135 219H134V220H135ZM139 219H140V218H139ZM139 219H137V220H139ZM154 219H151V220L153 221ZM162 219H163V217H162ZM162 219H161L162 222L165 221V224L162 223L163 226L166 225L167 223H170V215H169V218H168L169 221H168V220H164V219H163V220H164V221H163ZM203 219L205 220V218H203ZM209 219H210V218L208 217V220H209ZM225 219H226V218H225ZM225 219H223V220H225ZM228 219H229V218H228ZM257 219H258V218H257ZM78 220H79V219H78ZM105 220H106V219H105ZM105 220H104V222H105ZM111 220H112V219H111ZM111 220H110V221H111ZM128 220H129V219H128ZM137 220H135V223L138 222ZM141 220H142V218H141ZM177 220H178V219H177ZM177 220H176V221H177ZM179 220H180V219H179ZM211 220H214V218L211 219ZM220 220H221V219H220ZM220 220L218 219V220H217L218 222L216 221V222H214V223L217 224V223H219ZM223 220H221V221H223ZM234 220H235V218H233V219L231 220V221H233V224H234V222L236 221V220H235V221H234ZM131 221H132V220H131ZM156 221H159V220H157V218H156ZM161 221H159V222H160L159 225H161ZM172 221L174 222V220H172ZM214 221H215V220H214ZM226 221H227V220H225V222H226ZM243 221H242V222H243ZM252 221H253V222H252ZM92 222H93V221H92ZM94 222H95V221H94ZM99 222H101V221L99 220ZM104 222H101V225H102V226H103V224H106V223H107V222H106V223H104ZM128 222L131 223L130 221H128ZM139 222H141V221H139ZM153 222H155V221H153ZM153 222H152V224H153ZM159 222H158V223H159ZM166 222H167V223H166ZM173 222H171V223H173ZM205 222H206V223H205V225H206V224L208 223V221H205ZM212 222H213V221H212ZM229 222H230V221H229ZM263 222H264V221H263ZM102 223H103V224H102ZM202 223H204V222H202ZM227 223H228V221H227ZM230 223L232 224V222H230ZM240 223H241V222H240ZM255 223H256V220H255ZM31 224H33V223H31ZM52 224H53V223H52ZM99 224H100V223H99ZM107 224H108V223H107ZM110 224H111V223H110ZM116 224H117V222H116ZM140 224H141V223H140ZM155 224H157V223H155ZM155 224H153V225H155ZM197 224H198V223H197ZM199 224H200V223H199ZM212 224H213V223H212ZM216 224H215V225H212V226H218V224H217V225H216ZM221 224H222V223H221ZM221 224H220V228H221ZM224 224H225V223H224ZM236 224H238V223H236ZM241 224H242V223H241ZM241 224H240V225H241ZM252 224H253V225H252ZM259 224H260V223H259ZM53 225H54V224H53ZM58 225H59V224H58ZM119 225H120V223H119ZM132 225H133V224H132ZM132 225L130 224L129 226H132ZM135 225H136V224H135ZM138 225H139V224H138ZM138 225H137V228H138ZM157 225H158V224H157ZM172 225L174 226V229L177 228V227L175 228V225H174V224H171V226H172ZM178 225L180 226L181 224H180V223H179V224L177 223L176 226H178ZM182 225H183V224H182ZM192 225H193V224H192ZM200 225H201V224H200ZM203 225H204V224H203ZM205 225H204V226H205ZM208 225H209V227H210V226H211V223H209ZM227 225H228V224H227ZM240 225H237V227H235V229H236V228L238 229V232H240V231L242 230L241 227H239ZM262 225H263V223H261V226H262ZM61 226H62V225H61ZM89 226H90V225H89ZM98 226H100V225H98ZM105 226H106L105 228L109 227V226H107V225H105ZM129 226H128V228H129ZM141 226H142V225H141ZM163 226L161 225L162 228H161L160 226H158V227H160L161 229H163ZM169 226H170V225L166 226L165 228H168ZM196 226H197V225H196ZM196 226H195V224H194V228H195ZM235 226H236V225H235ZM257 226H260V225H256V227H257ZM263 226H264V225H263ZM32 227H33V226H32ZM41 227H42V226H41ZM81 227H82V226H81ZM95 227H96V226H95ZM113 227H114V226H113ZM120 227H123V224H122V226H120ZM126 227H127V225H126ZM134 227H135V226H134ZM154 227H157V226H154ZM184 227L186 228V226H184ZM184 227H180V228H184ZM218 227H219V226H218ZM222 227H223V224H222ZM227 227H228V226H227ZM229 227L231 228L230 225H229ZM57 228H58V227H57ZM59 228H60V227H59ZM65 228H66V227H65ZM74 228H75V229H78V225H77V227H74ZM92 228H94V227H92ZM123 228H125V227H123ZM165 228H164V230H165ZM172 228H173V227H172ZM180 228H179V229H180ZM189 228H190V226H189ZM189 228H188V229H189ZM203 228H204V227H203ZM205 228H207V227H205ZM210 228H211V227H210ZM210 228H208V229H210ZM214 228H215V227H214ZM232 228H233V227H232ZM250 228H251L252 231L250 230ZM258 228H260V227H258ZM261 228H262V227H261ZM263 228H264V227H263ZM34 229H35V228H34ZM81 229H82V228H81ZM96 229H97V228H96ZM114 229H115V227H114ZM118 229H119V228H118ZM126 229H127V228H126ZM149 229H150V228H149ZM153 229H154V228H153ZM158 229H159V228H158ZM174 229H172V230L174 231ZM179 229H178V230H179ZM190 229H191V228H190ZM200 229H202V228L200 227ZM211 229H212V228H211ZM211 229H210V230H211ZM225 229H227V228H225ZM237 229H236V231H237ZM239 229H241V230L239 231ZM94 230H95V229H94ZM94 230H93V231H94ZM104 230H105V229H104ZM134 230H135V228H134ZM136 230H137V229H136ZM138 230H140V229L138 228ZM155 230H156V229H155ZM169 230L171 231V227L168 228V231H169ZM178 230H177V231H178ZM182 230H183V229H182ZM185 230H187V229H185ZM185 230H184V231H185ZM214 230H215V229H214ZM218 230H219V232H218V234H216V235L219 236V233H220L221 231H220V229H218ZM230 230H231V229H230ZM232 230H234V229H232ZM245 230H244V231H245ZM73 231H74V230H73ZM78 231H79V229H78ZM85 231H86V230H85ZM96 231H97V230H96ZM105 231H107V230H105ZM111 231H112V230H111ZM115 231H116V230H115ZM125 231H126V230H125ZM125 231H124V232H121V231L119 230L120 233L118 234V237L120 238V242L123 243V244H126L127 242L130 243V242H129V236L131 237L130 232H132V231H130V232H129V235H128V233H127L128 231H127V232H125ZM140 231H141V230H140ZM146 231H147V230H146ZM162 231H163V230H162ZM166 231H167V230H166ZM166 231H165V232H166ZM168 231H167V232H168ZM170 231H169L168 233H171V234H172L173 232H170ZM175 231H176V230H175ZM188 231H189V230H188ZM208 231H209V230H208ZM216 231H217V229H216ZM216 231H214V232H216ZM226 231H227V230H226ZM64 232H65V231H64ZM136 232H137V231H135V233H136ZM144 232H145V231H144ZM179 232H180V231H179ZM179 232H178V235H179V237H180V235H181L180 233H181V232H180V233H179ZM186 232H187V231H186ZM186 232H183L184 235H186V234H187L186 236H191V235H192V234L188 235L189 233H186ZM189 232H191V231H189ZM210 232H213V229H212ZM214 232H213V233H214ZM232 232H233V231H232ZM99 233H102V231L99 232ZM111 233H112V232H111ZM158 233H159V232H158ZM183 233H182V235H183ZM192 233H193V232H192ZM206 233H207V232H206ZM221 233H222V232H221ZM225 233H227V232H225ZM225 233H224V234H225ZM229 233H230V232H229ZM141 234H142V233H141ZM176 234H177V233H176ZM207 234H208V235L205 234V235L207 236L206 238H209V236H210L209 234H212V233H207ZM63 235H64V234H63ZM132 235H133V234H132ZM138 235H139V234H138ZM167 235H168V234H167ZM167 235H166V236H167ZM169 235H170V234H169ZM169 235H168V236H169ZM173 235H175V232L173 233ZM182 235H181V237H182ZM199 235H201V234L199 233ZM205 235H204V233H203L201 236L204 237ZM214 235H215V234H214ZM222 235H223V233H222ZM61 236H62V235H61ZM109 236H110V235H109ZM139 236H140V235H139ZM142 236H143V235H142ZM171 236H172V235H170V237H171ZM201 236H200V237H201ZM218 236H217V238H218ZM135 237H136V236H135ZM170 237H169V238H170ZM172 237H173V236H172ZM179 237H177V238H179ZM181 237H180V238H181ZM200 237H199V239H198V237H197L198 241H197V239H196V241H197L196 243L200 242V244H201V241H202V240H201ZM203 237H202V238H203ZM211 237H212V236H211ZM215 237H216V236L212 237L213 239L211 238V240L213 241ZM219 237H220V236H219ZM62 238H63V237H62ZM111 238H112V236H111ZM174 238H176V237H174ZM188 238H189V237L186 238L187 241H189ZM191 238H192V237H191ZM204 238H205V237H204ZM204 238H203V241H202V242L205 241ZM217 238H216V239H217ZM133 239H134V238H133ZM137 239H139V238L137 237ZM166 239H167V238H166ZM170 239L173 240V238H170ZM186 239H185V240H186ZM194 239H195V238L193 237V238L190 239V240H194ZM209 239H210V238H209ZM209 239H208V241H209ZM218 239H219V238H218ZM68 240H69V239H68ZM81 240H82V239H81ZM88 240H89V239H88ZM90 240H92V239H90ZM181 240H184V236H183V238H182ZM181 240H180V241H181ZM185 240H184V242H185ZM200 240H201V241H200ZM211 240H210V241H211ZM61 241H62V240H61ZM65 241H66V240H65ZM131 241H132V240H131ZM138 241H139V240H137V242H138ZM169 241H170V242H168V245H169V243L173 245V242H174V241L176 242L175 239L173 240V242H172L171 240H169ZM214 241H215V240H214ZM133 242H134V241H133ZM181 242H182V241H181ZM189 242H190V241H189ZM194 242H195V240H194ZM65 243H66V242H65ZM104 243H105V242H104ZM192 243H193V242H192ZM192 243H188V245H186V246H188V248H189L188 251H190V249H191V251H192V248H191V247L194 245V243H193V244H192ZM205 243H206V242H205ZM205 243H203V244L205 245ZM209 243H210V242H209ZM211 243H212V242H211ZM85 244H86V243H85ZM88 244H89V243H88ZM101 244H102V243H101ZM131 244H132V243H131ZM135 244H136V243H135ZM162 244H163V243H162ZM174 244H175V243H174ZM176 244L183 245L184 243H181V244H180L179 241H178V243L176 242ZM185 244H187V242H185ZM191 244H192V245H191ZM200 244H198V245L201 247L203 244H201V245H200ZM61 245H62V244H61ZM119 245H120V244H119ZM132 245H133V244H132ZM132 245H131V246H132ZM179 245H177L178 248L180 247ZM189 245H191V246L189 247ZM206 245H207V244H206ZM206 245H205V246H206ZM88 246H89V245H88ZM93 246H94V245H93ZM116 246H117V245H116ZM128 246H129V245H127V247H128ZM166 246H167V245H166ZM169 246H170V245H169ZM173 246H174V245H173ZM186 246H185V247H186ZM194 246H195V245H194ZM212 246H213V245L210 244V245H208L205 249H202L203 251L201 250V251H202V254L204 253L202 257H199V258H198V257H196V256H193L194 258L196 257L198 260L201 258L200 262L197 260V261H198L197 263H200V264H220V263H221L220 261H221V259H223V258H221V257H220V258H219V257H216V258H215V257H212V255H211L212 249H213V248L216 249L214 246H213V247H212ZM135 247H136V246H135ZM177 247H176V248H177ZM185 247H183V248L185 249ZM200 247H199V248H200ZM255 247H256V246H254L253 249H255ZM262 247H264V246H262ZM125 248H126V247H125ZM161 248H163V246H162ZM165 248H166V247H165ZM165 248H164L163 250H165ZM176 248H175V249H176ZM180 248H181V247H180ZM193 248H194V247H193ZM199 248H198V249H199ZM202 248H204V247H202ZM62 249H63V247H62ZM65 249H66V248H65ZM86 249H87V248H86ZM167 249H168V247H167ZM175 249H174V250H175ZM181 249H182V248H181ZM184 249H183V250H184ZM196 249H197V247H196ZM200 249H201V248H200ZM200 249H199V252H198V250H194V252L192 253V255H193L194 253H196V251H197V254H198V253L200 254V252H201ZM214 249H213V250H214ZM253 249H252V251H253ZM94 250H95V249H94ZM137 250H138V249H137ZM163 250H162V251H163ZM170 250H171V248H170ZM174 250H173V251H174ZM183 250H182V251L180 250V251L183 252ZM185 250H186V249H185ZM255 250H256V249H255ZM255 250H254L253 253L251 252V253L254 254V255H256V254H255V253H256ZM257 250H259L258 247H257ZM173 251H172V252H173ZM176 251H178V250L176 249ZM188 251H186V252L188 253ZM228 251H229V250H228ZM260 251H261V249H260ZM260 251H259V252H260ZM90 252H91V251H90ZM134 252H135V251H134V248H133V253H134ZM164 252H165V251H164ZM169 252H170V251H169ZM169 252H168V253H169ZM229 252H230V251H229ZM259 252H257V253H259ZM95 253H96V252H95ZM166 253H167V252H166ZM170 253H171V252H170ZM177 253H178V252H177ZM179 253H180V252H179ZM179 253H178V258L176 259V263H177V260L179 259ZM184 253H185V252H184ZM184 253H182V254H184ZM212 253H213V252H212ZM214 253H215V252H214ZM222 253H223V252H222ZM226 253H228V252H225V254H226ZM249 253H250V251H249ZM86 254H87V253H86ZM160 254H161V253H160ZM180 254H181V253H180ZM188 254L191 255V252L188 253ZM199 254H198V256H199ZM202 254H201V255H202ZM223 254H224V253H223ZM263 254H264V253H263ZM129 255H130V254H129ZM163 255H164V253H163ZM172 255H173V253H172ZM175 255H176V254H175ZM184 255H185V254H184ZM190 255H188L189 257L187 256V258H188V259L186 258L187 260H189V258L191 257ZM194 255H195V254H194ZM201 255H200V256H201ZM227 255H228V254H227ZM227 255H226V257H227ZM254 255H250V256H253V257H254ZM258 255H260V254H257L256 257H257ZM95 256H96V255H95ZM165 256H166V255H165ZM165 256H163L164 259H165ZM169 256H170V255H169ZM173 256H174V255H173ZM173 256H170V257L174 258L175 256H174V257H173ZM176 256H177V255H176ZM182 256H183V255H182ZM182 256L180 255V258H181ZM185 256H186V255H185ZM185 256H184V257H185ZM261 256H263V258H262ZM261 256L258 257V258L260 259L258 262H255V259H254V258H251V259H250V262H252L253 264H262V262L264 261V255L261 254ZM159 257H160V256H159ZM159 257H158V259H159ZM184 257H183V258H184ZM66 258H67V257H66ZM160 258H162V257H160ZM167 258H168V257H167ZM167 258H166V259H167ZM194 258H193L192 261H195V264H196V260H194ZM156 259H157V257H156ZM186 259H182V258H181V259H179V260H180V261H181V260H183V261H187ZM191 259H192V257H191ZM224 259H225V258H224ZM228 259H229V258H228ZM252 259L254 260L255 263H254L253 261H251ZM131 260H133L132 257H131ZM138 260H139V259H138ZM162 260H163V259H162ZM162 260H161V261H162ZM167 260H170V259H167ZM226 260H227V259H226ZM248 260H249V259H248ZM257 260H258V259H257ZM257 260H256V261H257ZM173 261H175V260L173 259ZM173 261H171L170 263H174ZM189 261H190V260H189ZM217 261H218V263H215V262H217ZM228 261H229V260H228ZM246 261H247V260H246ZM68 262H69V261H68ZM153 262H154V261H153ZM155 262H158V261L156 260ZM162 262H164V261H162ZM222 262H223V261H222ZM127 263H128V262H127ZM165 263H166V262H165ZM168 263H169V262H168ZM184 263H185V262H183V264H184ZM118 264H119V263H118ZM155 264H157V263H155ZM158 264H160V263L158 262ZM161 264H163V263H161ZM166 264H167V263H166ZM174 264H175V263H174ZM180 264H181V263H180ZM192 264H194V263H192ZM221 264H222V263H221Z\"/></svg>","mask_w":264,"mask_h":264},{"label":"water","instance_id":"3","mask_svg":"<svg viewBox=\"0 0 264 264\" xmlns=\"http://www.w3.org/2000/svg\"><path fill=\"white\" fill-rule=\"evenodd\" d=\"M5 212L0 218L1 233H9L0 241V262L3 264H47L45 248H53L51 237H43L39 249L31 243V235L25 237L24 228L15 205L9 198L2 199ZM62 250V249H58Z\"/></svg>","mask_w":264,"mask_h":264}]
</instances>
